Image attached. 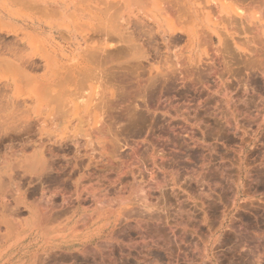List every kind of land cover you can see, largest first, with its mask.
Returning <instances> with one entry per match:
<instances>
[{
  "label": "rangeland",
  "instance_id": "1",
  "mask_svg": "<svg viewBox=\"0 0 264 264\" xmlns=\"http://www.w3.org/2000/svg\"><path fill=\"white\" fill-rule=\"evenodd\" d=\"M24 1L27 2L26 0H24ZM24 1L23 0H17V1L16 0H0V170L5 171V172H9V173L10 172H19V175H20L19 179L14 181L15 182L14 187L16 189L15 193H14L15 196H17L21 192L26 191L28 193V195L30 194L29 196L35 197L36 203H35L34 207H37V214H39V212L46 211V209L50 210L51 209L50 207H78V206L89 207V206H91V207H93V210L86 213V214H89V213H92V211L95 212L97 207L99 206V204H96V201H95V199H93V196L91 195V193L92 192H96L95 194L100 193L99 195H101V196H102V194L105 193L102 196L104 198L100 197V199L106 200V198H111V199H109V201L111 200L113 207H115V209H116V216L114 215L115 223L113 226L114 234H116L118 238L123 239V237L125 235L126 227H128V229H130V226H133L135 224V222L137 221V219H139L142 214L143 215L147 214L149 228L152 225H156V226L158 225V228H160V231H163V233L165 234V235H163V236H165V239H167V240L169 239V242H170L169 244H170V249H171L170 251L172 254H170V251H168L169 252V254H168V252H166L167 250L163 246L157 247L156 244H153V245H156V247L158 248V251H159V254H160L162 261H165L167 258L171 262L169 264H176L174 261H172V259H174L176 256L179 257V255H183V254L187 255V253H189L188 245L183 243V242L187 241L188 236L194 237V240H191V242H193L192 244L194 246V250L195 251L198 250L197 243H198V245H200V243L202 242V239H203L202 234L199 235V233L200 232L204 233V231L206 229L205 228L206 225L204 223H206L207 221L203 222L202 224L200 223L202 228H199L201 226L198 224L201 221L199 219H203V218H201V216L204 215V214H202V215H200V214L202 213V211H203V213L205 212L204 208H208L207 206H205L206 200L207 201L211 200L210 201V202H212L211 204L214 203L213 208L219 209L218 212L215 211L216 209L214 210L213 208H209L211 210H207L208 216L210 217V215H211V218H210L211 221H208L209 223L214 221L216 217L218 218L219 211L222 208H225L227 210V216L225 218V223L229 222V224H231V221H232L231 219L234 218V220H235L234 224L236 223L237 225H240V224L245 222V224L248 226L249 232H250L252 230V228L250 227V224H249L250 221L246 220V218L243 217V215L240 212H237L235 215L234 214L230 215L229 210L231 209V206H229V203L226 202V201L229 202V199H227L226 195L229 196L231 194L229 192L230 187H229V183H228L229 182L228 178H229V180H231L230 177H232V176L235 177V174L237 171L236 168L238 166V161H237L238 156L236 154V150H239L238 147L241 145L240 150L241 149L244 150V152H243V158L244 159L242 160V164H241L243 172H242L241 180H240L241 189H240V192L238 193L236 206H234V207H242L243 205L242 206L240 205V204H243L242 202H244V204L246 203L244 205L245 207H248V206L250 207V205L253 207H264V202L253 199L254 195L258 194L257 192H258L259 188L261 189L262 192L264 191V171L254 174V168L256 169V167L258 166V163L255 162V157H252V154L255 152L256 147L258 145L264 146V126H260L264 123V114H263L264 113V86L262 85L263 87L262 88L260 87L261 84H263V82H261V81L258 82L259 84L257 82L253 81L254 83H256L255 85L252 81L251 82H249L248 80L246 81L247 72H249L250 68L246 67L247 65H245L244 67L238 66L237 64H235L236 63V61H234L235 58L233 59L231 57V55H228L229 53L227 54V52L220 51V50L217 51L216 49H219V48H217L219 46L218 39L211 40L212 43L210 40H209L210 42L207 41V43H211L208 46H207L206 42H205L206 44L204 43L205 40H200V43H198L196 45V47H194L193 51H191V53H190V51L187 50L189 47L188 45L190 43V42H187L188 37L182 36L181 38L174 40L173 43L171 42L170 45L167 44L168 46H170V48L168 49V47L166 45V41L161 39L162 36L159 34V30L161 32V29L157 25L156 21H159L162 24V26L166 29H169V28L171 29V28H175V27L176 28L179 27L178 29H181V28H183L184 25H187V23H185L186 22L185 18H183L184 17L183 13L179 12L180 10L178 11V5L177 4L173 5L174 1L178 2L179 0H169L170 3L167 2V0H121V2H123V9L119 13H116V15L114 16V18L116 17V19H114L111 22L112 23L114 22V24H115V22L117 20H119V24L122 23L121 25L125 26L123 29H124L126 36L127 37L129 36L133 39L132 40L133 42L129 40L130 43L128 42L125 44H134V45L138 44L139 47L136 45V48L142 47L141 50L137 49V51H141V52H138L136 56H138L139 53L141 54L143 52V55H142L143 57L142 56L141 57L135 56V58L133 57L134 59H139L138 61H140V62L142 61L141 63H143V66H144L143 68H146L145 71L142 68V71L144 73L146 72L145 73L146 75L153 73V72H154V74H156L157 72H159V70L163 74L169 73L172 75V73H174V75L171 76L173 80L172 79L167 80V82L171 81L170 82L171 86H169L170 90H169V88H167L168 90L166 89V87L168 86L169 83H167L165 81V79L163 80L166 87L163 85V83H162V85L164 86V89L166 92L163 91L165 94L162 95V97L164 98V99L163 98L162 99L165 101H163L161 99L162 100V101L160 100L161 103L159 102L160 103V104L158 103L159 106L157 105V107H159V109L161 108V110H159L157 107H154L152 110H150L151 113H153V114L149 113V111H148L149 115H151V116L155 115V116H153V119H152L151 116H149V115L147 118V114H148V113H146L147 110L145 108H141L142 109L141 111L143 113L146 111L144 113V115L146 116V119L148 121L144 125H142L140 123L141 121L138 120L137 116L134 117L135 114H132L133 116H131L132 118L134 117L133 120L130 119L131 117L129 118V116L131 114L128 113L129 109H127V107L130 105V103H132V105H130L128 108L132 107V110H130V111L132 113H134L133 112L134 105H135L134 103H137L140 101V99H139V101H137L138 100L137 98H140V97H138V96L135 97V95L138 93L137 92L133 93L136 90L135 89L133 91L131 90L133 87L134 88L137 87L135 80L132 79V82L134 80L135 84L133 86V84L131 83L132 85L131 84L130 85L132 86V88L130 87V90H129L130 85L125 80H123L124 82H122L121 79L119 80V82L120 83L122 82L123 84L122 83L118 84L119 82L117 83V80L115 82L116 84H114L113 80L115 81V79H113V78L108 79V80H111V83H112L111 84V83H108L109 81L105 79V82L102 81L104 83L103 88H102V86H101L102 84L100 82L98 83L99 85L94 84L91 87V89H90L91 94L85 100L82 107L78 108V111H79L78 116H76V117H74V115L71 116V113L73 114V112H74V107L71 106V108H72V109H70L71 112H70L69 108H66L67 110H69V113H70L68 115V119H67V120H70L69 124H71V123H75V124H71V127H70V125H68V123L66 124V126H62V125L58 126L56 124V122L53 121L54 119L51 118L50 114H49V118L47 116V114L51 112L53 104L50 106V103H49L47 106L45 104V102L41 99L42 102H44V105H41V109H40L41 115L40 116L37 115L38 113H36V110L38 111L37 106L40 103V99H38L39 96L36 92V84L38 85L39 82L40 83L43 82L42 84H47V85L42 86V88L45 86L44 87L45 89L43 88L44 92L42 91V93H45V94L48 93V95H50V93L48 92L49 88H52L53 86H55L56 82L58 84V81H60L62 78L61 71L62 72L64 70L66 71V68H67L66 66L68 64H69L68 66H72V64L74 66V64H77V65H80L84 68L86 66L85 69H88L90 67L89 65L91 64L90 58L94 57V55H92L93 53L91 51L94 52V48L96 49L97 46H99V45L107 44L106 41L104 40L105 37H104L102 32L104 31L105 27H106V29L107 28L110 29L111 25H113L112 23L110 25V23H109L110 19L106 18L108 20H105V16L110 17L111 13H113V10L110 11L111 13H108L107 11H106L107 12L106 14H105V12H104V14L102 13L105 6L103 4H101L100 2L106 1V0H70V1L69 0H62V1L61 0H43V1L42 0H31V1L28 0V2H31V4L30 3L28 4V2L24 3ZM91 3H94V4L91 5ZM95 4H97V5L95 6ZM167 4L170 5L169 7L175 6L174 9L168 8ZM100 5H102V6H100ZM34 6H36V7H34ZM31 7H33V8H31ZM40 7H42V10L40 9ZM95 7H97V8H95ZM98 8H99V10H98ZM55 9H56V12H55ZM45 10H47V11H45ZM210 10H212V9H210ZM43 12H44V14H43ZM49 12L53 13V14L51 15ZM85 12L88 14H86ZM92 12H93V14H92ZM98 12L99 13L101 12V15ZM210 12H208L207 15L209 16V18L210 17L212 18L213 14L215 12L214 11H213L214 13L213 12L210 13ZM107 14H110V15L107 16ZM216 14H214V15L216 16ZM99 15L103 19L99 18ZM224 20L221 21V23H218L219 27L221 28V31L226 32V33H232V31H233V33L234 32L236 33L238 23L237 24L236 23L230 24V22H229V25H228V23H227L228 20H225V22H224ZM106 21L108 22V25H107ZM55 22H56V25H55ZM208 22L207 23L210 24V21H208ZM246 23H250V22L246 21ZM35 24H36V26H35ZM205 24L206 23L203 20L199 24L198 28L201 31L199 34V37L201 36V33L205 32V31L207 32V30H208L207 33H209V28H207L208 24H206V25ZM239 24H240L239 27L242 28L243 23L240 22ZM109 25H110V28H109ZM102 26H104V27H102ZM227 26H228V28L230 27L231 29L230 28L226 29ZM253 26L256 27V24ZM201 27H202V30H201ZM232 27H234V28L236 27V29H234ZM100 31H102V32H100ZM126 32H128V33H126ZM100 33H102V34H100ZM131 38H129V39H131ZM231 38L234 39L233 44L235 46L239 47L241 41L238 42L235 39L236 37H233V35L231 36ZM247 38H249V37H247ZM113 42H115V41H113ZM212 44H213V47L215 46L216 48H213ZM142 45H144V46H142ZM87 49H89V50H87ZM86 50L89 51L88 54H90V56L92 55L91 57L89 55H86L87 53L83 54L84 52H86ZM168 50L170 53L168 52ZM212 50H213V52L217 51L218 54L216 52H214V54H213ZM219 52L221 54H223V53L224 54L221 55V54H219ZM44 53H45V55H44ZM47 54H50V55H47ZM80 54L82 56L83 55L86 57L88 56L87 59H90L89 62L87 61V59L83 60L86 57L83 56L84 58L82 59L81 58L82 56ZM209 54H211L210 55L211 57H212V55H215L214 56L215 58L214 57L210 58ZM216 54L218 57H216ZM234 55H236V54H234ZM47 56L50 58V60ZM202 56H203L202 60L204 61L205 65H207V66H205L204 68L203 67L198 68L195 63L199 60V57L201 58ZM223 56H225L227 58H225ZM167 57H169V59ZM222 57H223V59L225 58V62L230 61L231 63L229 62V64H227V63L225 64L223 62ZM170 58L171 59L173 58V60H171ZM205 58H206V60H204ZM209 58L212 60H210ZM216 58H218L219 60L217 59L218 60L217 61ZM45 59H47V60H45ZM180 59H184L185 61H187V63H185V61H183L185 64L182 65V62ZM213 59H215V61ZM162 60H164V62H162ZM67 61H68V63H67ZM76 61H77V63H75ZM213 61H214L215 66H217V67L214 66L215 68L213 66H211V65H214L211 63ZM173 62L175 64H178V65H173L174 64ZM188 62H190V63H188ZM222 62L224 65H222ZM46 63H47V65H46ZM81 63H82V65H81ZM88 63H89V65H88ZM208 64H210V65H208ZM233 64H235V65L232 68ZM164 65H165V68H163ZM168 65L169 66L171 65L170 68ZM193 65L196 66L197 69L195 67H194L195 68L194 69L192 67ZM227 65H228V67L230 65V67H229V68H231L230 70H228L229 69L228 67H227L228 69L226 68ZM14 66H16L17 69H15ZM45 66H47V67H45ZM208 66L210 68L211 67L214 68L215 70L212 69L213 71H217V74H218L217 78L210 77V76H212V74H209V73H211L212 71H211V69L206 68ZM176 67H177L178 71L176 70ZM186 67H188V68H186ZM172 68H174V69H172ZM189 68H192L193 70L191 71ZM180 69H182V70L188 69L189 71L187 70L185 73H189V74L191 73L190 77H188L186 79V81H182L178 77V75H179L178 72L179 73H180V71L182 72V70H180ZM198 69H201V72H198ZM202 69H204L205 73L203 72ZM205 69H207L208 71H206ZM236 69H239V71H236ZM173 70L174 71L176 70L177 72H174ZM220 70L222 71L221 75H220V73H221ZM23 71H25V73L27 74L28 80L24 79L26 74L22 76V74H24ZM193 71H195L196 73L198 72V73L197 74L195 73V75H194ZM240 71H241V73H239ZM19 72H21L22 74ZM202 72L204 73V75L201 74ZM176 73H177V75H176ZM234 73H235V75H233ZM237 73H239V74H237ZM242 73H244V76L246 75L244 78H243V75H241ZM163 74H162V78H164ZM157 75H158V73H157ZM175 76H176V78L177 77L178 78L176 79ZM220 76H222V77H220ZM33 77L35 78V81H34ZM193 77H196V78H193ZM239 77L242 79H245L244 84L242 83L243 82L242 79L239 80L240 79ZM29 78L33 79L31 81L32 83L34 82L33 84L32 83H30L29 85L27 84V82H29V80H30ZM130 78H128V79H130ZM22 79H24V80H22ZM51 79H53V80H51ZM123 79H125V77ZM128 79L126 78V80H128ZM192 79L194 80V83L196 82L195 83L196 85L192 82L193 81ZM230 79H231V81H230ZM187 80H189L188 85H186ZM206 80L207 81L210 80L211 82L210 81L207 82ZM202 81H204V82H202ZM219 81H220V84H219ZM227 81L230 82L231 85ZM232 81L235 83L233 84ZM239 81H241V82H239ZM22 82H23V84L26 82L25 83L26 86H24L23 84L21 86ZM172 82H173V84H172ZM192 83L195 85L194 86L195 88L197 86L199 87L201 84H202V87L201 86H200V88L197 87L198 89L196 88L197 89V91H196L195 88L192 87L193 86ZM208 83H209V87L210 88L212 87L213 91H211L212 89H209V87L206 86V85H208ZM215 83H216V85L219 84L221 86L219 88H221V89L217 88L218 85L216 86ZM221 83H222V85H221ZM224 83H225L224 86H226L227 88L229 87L228 85H230V87L233 85L232 86L233 90L231 88H228V89H230L229 93L231 96L229 94H227L229 96H227V95L221 96L220 93L217 94V92H219L220 90H222L224 88V86H223ZM50 84H52L51 85L52 87L50 86ZM107 84H109V85L111 84L110 88ZM235 84H237V85H235ZM239 84L241 85V87ZM247 84L249 85V87ZM118 85H120L121 88ZM172 85L177 86V88L176 87L175 88L176 89L179 88V90H176L174 88V86H172ZM211 85H213L215 88ZM243 85H246L248 88L246 86H243ZM250 85L251 86L253 85V86L250 87ZM234 86H236V87H234ZM34 87H35V90H34ZM46 88H48L47 93H46V90H47ZM96 88H98V89H96ZM115 88L117 91L118 90L121 91L123 88L126 91V88H127V90L130 91L129 95H127L128 93L125 92L124 90L121 93L122 94L127 93L124 96L125 97L127 96L129 99H127V97L124 98V96L122 94H121V96H123V97L118 96V95H120L119 94L120 92L117 93ZM185 88H186V90H185ZM202 88H203V90L204 89L208 90V92L206 90H204L207 94L202 90ZM243 88L245 90L247 88V90H246L247 93ZM258 88H259V90H258ZM217 89H219V90H217ZM254 89L257 90V92L256 91L254 92ZM96 90H98L99 92L102 90L101 91V92H103L102 95L100 96L98 94L99 96L96 95V97H93L95 95ZM107 90L109 91L108 96H107V93H108ZM171 90L175 91V92H172ZM200 90H201V92H200ZM215 90H216V92H215ZM231 90H232V92H231ZM243 90L245 93L243 92ZM113 91L114 92L116 91V92L112 93ZM168 92L172 93V94H169ZM199 92L203 95H201ZM132 93H133V95H132ZM179 93H181V94H179ZM45 94H43V95L45 96ZM112 94H115V95L118 94L117 96L120 97V99L115 95H114V97H112L113 96ZM166 94L170 95L171 97H172V95L175 96L174 99L172 98L174 101L171 99V97H168L169 99L166 98L167 97ZM103 96H105V97H103ZM196 96L198 98H196ZM219 96H221V97H219ZM107 97H109V98H107ZM110 97H112L114 101L115 100L117 101V98H118V100H120V102L122 101L121 103H123V104H120L119 101H118V103L113 104L114 103L113 100H112L113 103L111 104ZM130 97H131V99L135 97L132 101L134 102L136 99L137 102L135 101L133 103L130 100ZM208 97H210V98H208ZM41 98H42V96H41ZM48 98H49V96H48ZM92 98L94 101H96V99H97L98 104H99V101L101 103V100L103 99L102 101L103 102L105 101L104 102L105 105H104V103H101L102 105L99 104L101 107L98 105L96 106L97 103L95 104V102H93ZM122 98L124 100L126 99L127 101L126 100L124 101ZM155 98L153 97V99H152L153 101L151 100V102L158 100V99L156 100ZM167 99L169 101L171 100L170 102L173 101L171 104H169L170 102L169 103L167 102L169 106L171 105L170 107L166 105L167 104L166 101H168ZM193 99H194V101H193ZM197 99H199V102H196V101H198ZM200 99H201V101H200ZM91 100H92V103L94 104V107L95 106H96V108L100 107L97 111L94 109L92 110V108H94V107H93V104L91 103ZM108 100H110V102ZM107 101H108V105L110 103L112 106L111 105L107 106V104H106ZM128 101H130V103ZM124 102H128L129 105H128V103H124ZM89 103L92 105L89 106ZM163 103H165V104H163ZM173 103H175V104H173ZM199 103L201 105H199ZM203 103H204V105H202ZM125 104H127V106ZM154 104H156V103H154ZM162 104H163L164 108H162V106H160ZM186 104L188 106H185ZM119 105H121L120 109L118 108ZM122 105H125V108L127 110H122V109H125L124 106H122ZM172 105H173V107H172ZM44 106L45 107L47 106V108H42ZM88 106L89 107L92 106V108L89 109V108H87ZM102 106H103V108H106V109H104V111L106 110L105 112L103 111ZM104 106L109 107V110H111V112L113 114L111 112H109L107 107H104ZM165 106H167L168 108H165ZM189 106L191 109L189 108ZM110 107H111V109H110ZM112 107H115V108L112 109ZM183 107L185 108L184 110H182ZM187 107H188V111L186 110ZM196 107H198V109ZM101 108H102L101 111H103V112L100 111ZM117 108H118V110H117ZM165 109H168V111H166ZM178 109H180L179 112L181 114L178 112ZM206 109H208V110H206ZM114 110H116V111H114ZM87 111H88V113L90 112L89 115H88ZM107 111L109 112V114H112L114 117H115L114 112L117 115L121 111L122 112L125 111V112H123L124 115L118 114V115H121L123 119L122 118L120 119L121 116H119V118H118V116H116L118 118V120L113 117L114 119H112V121L113 122L116 121V122H114L115 125L117 124V122H119L117 124L119 126H121L123 124L122 122H124L125 128H126V126H129L126 128V129H128L127 137L126 136H125L126 138L124 137L125 134H123V136L120 135L121 140H123V141H124V139L129 140V141L127 140V142L124 141L125 147L127 145L126 150L128 149L129 153L128 152L125 153V149L123 150V152L126 155L122 154V152H120L122 156L124 155L122 157L123 161H121V155H120L119 156L120 159H119V157H117L118 161H116L117 159L115 160V158H114L116 163L114 160H113L114 161L113 163H115V164H112L111 163L112 161L110 162V160H108L107 155L101 157V155L99 156V154H97V153L95 154V150H91L92 152L89 150V149H94L97 146H99L101 148L102 146L96 144V146L94 147V143H90L89 146L94 147V148H90V147H88V144H86L88 142L85 139H84V141H83V139L76 140L77 143L82 140V142H80L78 144H75L76 142H73V140H74L73 135H74V132L76 130L75 128L73 130V127H76L77 124H79V122H80V121H78L79 119L77 117L80 118L85 113L86 116L83 120V117H84V115H83V117H82L83 123H81V124L83 126H85L84 130L89 131L87 129L89 128L90 123H91L90 127H92V129H93L94 125H98V123H99L98 126L100 128L103 125L102 123L105 124L107 119L108 120L110 119L108 122H106V124L107 123L109 124V122L111 121V118H108L110 115L108 116ZM152 111H154V112H152ZM183 111H185V114L183 113ZM191 111H192V113H191ZM212 111H213V113H212ZM96 112H98V113L101 112V114L103 113L104 115L103 116L102 115L100 116L99 114L96 115ZM182 113H183L184 117H185V115L189 116V114L193 115V113H194V115H193L194 117L193 116L191 117V115H190V118L188 117L190 120H188L187 116H186L187 119L186 118L184 119ZM125 114H127V115H125ZM157 114L159 117L156 116ZM160 114H162V115H160ZM214 114H216V115H214ZM112 115L110 117H112ZM41 116L43 119L40 118ZM95 116L97 119L99 117H101L103 119L99 118L98 121H96ZM126 116L129 119L126 118ZM168 116H169V118L171 117L172 119L171 118L169 119ZM201 117H205V122H204V118H203V120H201L202 119ZM87 118L89 120L91 119L90 120L91 122H89V120L87 121L86 120ZM104 118L106 121L104 120ZM124 118L127 120L126 121L127 123L124 121L125 120ZM155 118L157 120L159 119L158 120L159 123L157 120H155ZM193 118H199V120H200L199 122H201V125L205 124L204 125L205 128H204V126L201 127V125L198 121H197L198 123L196 124V121L193 120ZM48 119L50 120V122H52L50 125H49ZM119 119L121 121L122 120L123 121L121 122ZM150 119H152L154 124L152 123V121H151V124L149 123ZM100 120L101 121L103 120V122L101 123L102 125L100 124ZM129 120H132V121L128 122ZM163 120H165V122ZM196 120H198V119H196ZM235 120H237V121H235ZM39 121H41V122H39ZM84 121L89 122V123L85 124ZM94 121H96L97 123H94ZM112 121L110 122L111 125L109 124L110 126L107 124L109 129H110V127H113V125H114V123ZM202 121H203V124H202ZM36 122H37V125H36ZM137 122H139L138 123L139 125L137 124ZM169 122L171 123V125ZM120 123H122V124L120 125ZM172 123H173V125H172ZM207 123L208 124L211 123V126L209 124L207 126H210V127H207L206 126ZM126 124H128V125H126ZM149 124L152 128L149 126ZM186 124H189V125H186ZM198 124H199V126H198ZM34 125H36V126H34ZM54 125H56V127ZM72 125H73V127H72ZM115 125H114V127H115ZM130 125H131V127H130ZM152 125L153 126L155 125L156 129L159 128L158 131L155 130V126L153 127ZM104 126H102L101 129ZM107 126L104 127L105 129L104 128L103 129L106 130ZM124 126L122 125V128H124ZM140 126L141 127L143 126V128H142L143 130L140 129L141 128ZM170 126H171V130H173V131H170L172 133L169 132ZM188 126L190 127L189 130L187 129ZM137 127H139V128H137ZM216 127H217V129H216ZM233 127L235 128V130H238V131L235 132ZM44 128L47 131L44 130ZM108 128H107V131H108ZM116 128L118 129L119 127L116 126L115 128H111L110 130L113 131V129L115 130ZM132 128H134L135 131ZM136 128L138 130H136ZM176 128L182 130L181 133L182 132L183 133L182 134L178 133V132H180V130L177 131ZM195 128H196V131L193 130ZM209 128H211V129H209ZM220 128L223 130H221ZM48 129L50 131H48ZM65 129H67V130H65ZM70 129H72V130H70ZM119 129H121V127ZM139 129L141 132L139 131ZM185 129H187V131ZM147 130L149 131L148 132L149 135L147 133ZM152 130H153V132L155 131V133L158 132L157 134L158 135L161 134L162 136H158L157 134L155 135V133L151 132ZM184 130L186 131V134H185L186 138L184 135V133H185ZM217 130L220 132H218ZM142 131H144V133H142ZM167 131L169 134L167 133ZM190 131H192L191 133H193V134H191ZM199 131L201 132V134ZM46 132H48L47 133L48 135L46 134ZM70 132H72V133H70ZM91 132H94V131H91ZM173 132H175V135L181 134V136H183V137H180V135H177V136H179L178 138H180L179 141H176V140H178V138L175 136V138H177L175 140L177 142V144H175L176 142L174 141L175 138H174ZM204 132L208 136L204 135L205 134ZM214 132H216L217 134H215ZM131 133H133V134H131ZM135 133L137 135L138 134L141 135L140 138H142V140L139 138V135L137 136ZM194 133H195V135H194ZM221 133H222V135H221ZM236 133H237V135H236ZM239 133H240V135H239ZM52 134H54L55 137ZM190 134L194 135V136H191ZM68 135L70 136V138L72 137L71 138L72 141L70 140ZM94 135L97 136V134H95V133H94ZM131 135H132V137H130ZM153 135H154V138L155 137L161 138V137L167 136L168 138H166V137L165 138L170 139V140L165 139L166 142L169 141L166 144L165 141H160V138L159 139L155 138L156 141L158 142V144L161 142L160 143L161 145L159 144L160 145L159 146L155 140H152V139H154ZM187 135L192 137L191 141H188V139L190 137ZM110 136L112 137V134ZM110 136L106 139L107 141L111 139ZM136 136L139 139H137ZM146 136L148 138H145ZM200 136L201 137L206 136L205 138H207V139L201 138ZM187 137H188V139H187ZM48 138H52V140L48 139ZM149 138H151V139L149 140ZM181 138L182 139L184 138V140H182ZM56 139L58 140L59 143L57 142ZM130 139H132L134 141L132 142ZM144 139H145V141H146V139L148 140L147 142L144 141V143H146V145L142 142ZM204 139H205V141H204ZM40 140H42V143L44 145L42 143H40L41 142ZM161 140H164V139L161 138ZM171 140L174 142H170ZM195 140L198 143L195 142ZM218 140H220V142ZM140 141L142 142V144H139ZM151 141H153L154 144L158 145L160 148L158 149V147L155 146L152 142V144L154 145L153 146L151 144ZM182 141H183V144H181ZM186 141L188 143L189 142L191 143L193 141L192 142L193 144H191L193 146V148L189 144L191 146V148H190L188 143H187L188 148L187 147L185 148ZM121 142H120V144H122V146H123L124 142H122V143ZM134 142H135V144L137 142V144H136L137 147L135 146ZM147 143H148V145H147ZM170 143H171V145H170ZM172 143H173V145H172ZM194 143L196 144V147H197V144H199V143H201L202 145L199 144L198 147L196 148L194 146ZM39 144L40 145L42 144V146H40ZM79 144H80V146H79ZM107 144H108V142H107ZM111 144L112 143H110V145ZM132 144L134 145V147L136 149L139 148L138 145L139 146L143 145V146H141V149H143V150L139 149L141 152L138 151V149L136 150ZM174 144H175V146H174ZM179 144L182 146H179ZM85 145H87V146H85ZM167 145L168 146L170 145L169 148L167 147L170 150H172L171 148H175V149H173L174 151L173 150L171 151L172 153H174V155L172 154V157L170 155L171 154L170 150H169L170 153H168V151H167L168 149L165 148ZM176 145H178V147ZM209 145H212L213 147L209 146ZM108 146H109V144H108ZM149 146H151V149ZM162 147L164 148V150L162 149ZM203 147H205V148H203ZM235 147H236V149H235ZM129 148H131V151H129L130 150ZM153 148H155L156 151L157 150L159 151L160 149L163 152L166 151L165 152L166 153V155H165L166 159L164 158V163L162 161L160 163L159 160L161 158L159 159L158 156L157 157L155 156L157 159H159L158 160L159 163H156L157 159L153 158L154 155L152 156V154L155 152V151L152 152ZM176 148H177V150L178 149L179 150L177 151ZM180 148L182 151L185 150L184 151L185 153L181 151V154H180V152H179ZM132 149H135V150H132ZM148 149H150V150H148ZM196 149H197V151H196ZM34 150L39 151V155L41 158V162H43V165H42L41 171H37L36 173H34V175H29L28 173L23 172L24 167H22L21 161L23 158L24 159L27 158V159L32 160ZM96 150H97L96 152H98V147ZM101 150H102V148H101ZM101 150H99L98 153H100ZM161 150H160V152H161ZM133 151H135V152H133ZM147 151L150 154L147 153ZM132 152H133V155H130ZM137 152L139 154L140 153H142V154L139 155ZM177 152H179V154L183 157V158L181 157L182 159H180V155H178ZM186 152H187V154H186ZM134 153L139 155V156H137L135 154L137 160L134 158V156H135ZM167 153H168V155H167ZM198 153H200L201 155ZM91 154H92V156H91ZM94 154L98 157L94 158L93 157ZM192 154H194L193 155L194 157L192 156ZM144 155L147 157H148V155H150V158L149 157L147 158ZM187 155L188 156L191 155L192 158H191V156L189 158H187L188 157ZM202 155H203V157H202ZM168 156L172 160L171 159L168 160L169 159ZM184 156H187V157H185V159H184ZM204 157H205V159H204ZM128 158L129 159L132 158V159L129 160ZM146 158L147 159L152 158V159L147 160ZM175 158L177 160H175ZM190 158L194 159V160L191 161ZM153 159H155V162ZM179 159L185 167L181 166L180 161H179V163H177ZM183 159L185 160V162L182 161ZM246 159H247V161H246ZM92 160H94V161H92ZM161 160H163V159H161ZM187 160L188 161L190 160L189 161L190 163H187L188 162ZM167 161H170V162L174 161L173 164L176 167L174 165L172 167L171 166L172 162H171V164H169V162H167ZM105 162H109V163H105ZM147 162H148V164H147ZM165 162H166V165H168V166L164 165ZM126 163H128V164L130 163L131 166H130V164L128 165ZM162 163H163V166H165V167H159L161 169L156 167L157 164H159L161 166ZM245 163H246V165H245ZM186 164L190 167H188ZM126 165H128L127 169L124 168V167H126ZM152 165L155 167H152ZM122 166H124V167H122ZM169 166H170V169H168ZM177 166H179L178 169H177ZM171 167L173 168V170H171L172 169ZM174 167L176 168L175 170H174ZM203 167H205V169ZM208 167H210V168H208ZM152 168L156 169V170H153ZM194 168L196 169L195 172H194ZM201 168L203 169V172L201 171ZM206 168H208V169H206ZM263 168H264V165H263ZM223 169L225 172L224 171L222 172ZM123 170H125V171H123ZM249 170H250V173H249ZM176 171H178V172L176 173ZM189 171L191 174L189 173ZM204 172L206 173V176L208 175V177H209V178L205 177L208 182L206 181V179H205V181H204V178L202 179V177L205 175ZM217 172H219V173H217ZM247 172L249 173V175H247V177H246ZM195 173H196V175H195ZM40 174H42V175H40ZM53 174H54V176H53ZM198 174H200V176ZM250 174L251 175L253 174L252 177H249V176H251ZM38 175H40V176H38ZM48 175L50 177H48ZM59 175L60 176L62 175L64 183L62 181V178L59 177ZM193 175H195L196 177ZM230 175H232V176H230ZM65 176L69 177V179ZM188 176L191 177V180H189L190 178ZM228 176H230V177H228ZM52 177H53V179H52ZM64 177L66 179H64ZM192 177H195L196 179L198 177L201 179L196 180V179H192ZM210 177L212 179H210ZM45 178L47 180L52 179V181L54 179H56V181L55 180L53 182L47 181ZM48 178H50V179H48ZM57 178H60L61 180H59ZM259 178H261V179H259ZM81 179H82V182H81ZM184 179L187 182H190L191 185L188 184ZM57 180L59 182L60 181L61 182L59 183ZM250 180H252V181H250ZM256 180H257V185H256V188H254L253 185H254V182ZM156 181L157 182L160 181L162 183V185H160L161 184L160 182L157 183ZM183 181L185 182V184H188L187 187H186V185H184ZM9 182L12 183L13 181H9ZM78 182L81 185L78 184ZM203 182H205L206 185ZM41 183H43V184H41ZM196 183L199 185H197ZM214 183L216 184V186L214 185ZM40 184L42 185V188H41ZM157 184L160 185L161 188L164 190H162L160 188V186H157ZM221 185H223V186H221ZM58 186H61V188ZM194 186H197V188H195ZM199 186L200 187L202 186V187L200 188ZM211 186H214L216 189L214 187L211 188ZM220 186L222 189L220 188ZM227 186H228L229 191L227 190ZM34 187H35V189L36 188L37 189L35 190ZM148 189L150 191H148ZM206 189L209 192H207ZM219 189H221V191ZM245 189H247V190H245ZM160 190L165 192V194L162 195L163 192H161ZM191 190H192V192H191ZM146 191L152 193V194L151 193L149 194L151 196H149L150 199H149V202L147 204L143 200V199H145V192ZM195 192L198 194V196ZM219 192H221V193H219ZM184 193H186V194H184ZM192 193H194V194H192ZM204 193H206V195ZM212 193L215 196L214 195L212 196ZM172 194L174 195V197ZM207 194L211 195L215 199L217 196L220 197L219 200H217L218 203H215L217 201L214 198L211 199L212 197L207 195ZM220 194L221 195L223 194V196L221 197ZM106 195H108V196H106ZM262 195H264V193H262ZM29 196H27V198ZM162 197H163V199H162ZM184 197H186L187 201ZM222 198H224V199H222ZM228 198H230V196ZM178 199L180 201H178ZM119 200L122 201V203L119 202ZM213 200H215V201H213ZM25 201H26V204H24V205H27V200H25ZM190 201H193V202H190ZM195 201H197V202L195 203ZM246 201L250 202L249 203L250 205L248 204V206H246L247 205ZM251 201L255 202V203H251ZM180 202L184 205H182ZM224 202H226L228 206ZM194 204H196V205H194ZM219 204L221 206H224V207L216 206ZM214 206H216V207H214ZM95 207H96V209H95ZM103 208H105V207H103ZM141 208L143 209L144 212H141ZM98 209H99V207H98ZM211 211L212 212L214 211V213H212ZM215 212L217 213V215ZM46 213H48V217L51 219V213L52 212L48 211ZM209 213H210V215H209ZM44 214L45 213L43 212V216H44ZM49 214H50V216H49ZM214 215H216V216H214ZM212 216L215 218H213ZM46 217L47 216H45V218ZM188 217L189 218L192 217V218L188 219ZM197 217H200V218H198L199 221L197 220ZM186 218L190 222V223H188L189 225H195L196 222H198L197 224L199 227L198 226L196 227V229L198 228V230H196L195 234H193L191 231H190V233H189V231L186 232L187 231L186 230L185 235L183 234L184 236H182V228L183 227H181L180 224H177V222L175 220H179V219L185 220ZM101 220H103V219H101ZM216 220L214 222L218 223ZM145 223L147 224V222H145ZM216 223L214 224L212 222L213 226H215ZM170 224H172V225H170ZM104 226H105V228H107L106 223H104ZM167 227H169V228H167ZM203 228H205V229H203ZM115 229L118 230V232H115L116 231ZM188 230H189V228H188ZM164 231H166V232H164ZM131 232H135V230H132ZM241 233H242V235L246 234L244 232H241ZM250 233H251V235H250ZM250 233H249V235L252 236V231ZM178 234L180 235V237ZM187 234H189V235H187ZM168 236H169V238H168ZM177 237H179V238H177ZM182 237L184 238V240L181 239ZM250 238L252 239L253 236ZM99 239H101V238L94 240L93 243L97 244L99 242L98 241ZM119 243H120V241H119ZM122 244H124V242ZM101 245H102L101 250L102 251L104 250V255L107 254V247L105 246V244H101ZM153 245L148 246L150 256L152 253H154L157 250V248L154 247ZM119 246L120 245H118V247ZM110 248H111L113 261H114V259L117 260V261H115V264H127V261H125V256L123 255L124 250L121 251L122 257H119L120 253H117L118 257L115 258L113 255V252H112V245L110 246ZM39 254H40V252H38V255ZM45 254H48L50 257H48ZM45 254L44 255L47 256V258H48V260L45 261L46 264L49 262H51L49 264H54V262H55V264H70L73 261V260H69V259H67V260L62 259L63 261L61 259H55V258L51 257L53 255H52V253L50 254L49 252H47ZM105 257H107V255H105ZM51 258H52V260L55 259L57 262L54 260L52 261ZM98 258H99V256L96 257V259L91 258V257H89V259H88V257H85V259H83L81 256H79V259H77L76 262L74 260L72 264H88V263L89 264H112L111 262L107 261L108 259H106V258H103L104 260H101V256H100V259H98ZM241 260H246V258H242ZM163 263H165V262L160 261L156 264H163Z\"/></svg>",
  "mask_w": 264,
  "mask_h": 264
},
{
  "label": "bare ground",
  "instance_id": "2",
  "mask_svg": "<svg viewBox=\"0 0 264 264\" xmlns=\"http://www.w3.org/2000/svg\"><path fill=\"white\" fill-rule=\"evenodd\" d=\"M17 1V0H16ZM24 1V0H23ZM27 2H28V0H26ZM31 1V0H30ZM43 1V0H42ZM62 1V0H61ZM70 1V0H69ZM184 1V0H183ZM182 0H179L178 2L177 1H174V3H173V5H178V11L179 12H182L183 13V15H184V17L183 18H185V23H187V25H184L183 26V28H181V29H178V28H169V29H166V28H164L163 26H162V24L159 22V21H156V23H157V25L160 27V29H161V32H160V30H159V34L162 36V38L161 39H163L164 41H166V45L168 44V45H170V43L172 42H174V40H177V39H179V38H181L182 36H184V35H186L187 37H188V41L187 42H190V46L188 47V49L187 50H189L190 51V53H191V51H193V49H194V47H196V45L198 44V43H200V40H205L204 41V43L206 42L207 43V41H211V40H216V39H218V42H219V46L217 47V48H219V49H216L217 51L218 50H220V51H225V52H227L226 50L228 49L229 50V48H231L232 46L231 45H233V38H231V36H232V34L231 33H226V32H222L221 31V28L219 27V25H218V23H221V21H223L224 19L225 20H228L227 21V23H228V25H229V22H230V24L231 23H238V27H239V23L241 22V19L243 18V17H248L249 19H251L250 21H249V19H247V18H245V20L247 19L250 23H248V27L247 28H251V30H255V29H257V31H258V28L260 29V28H262V27H264V0H262V2H260V1H258V3H260V6H256V7H258V8H256L257 10H256V15H257V17H259L260 18V20L258 19V20H256L257 18H256V16L254 15V14H252V12L250 13V15H249V13H248V15L249 16H245V14L247 15V12H250L249 10H248V8L249 7H251L252 8V6L250 5L249 7H247V9H246V7H241V6H237V5H234V0H229L232 4H227L226 2H225V0H198L199 2H190V4H188V3H184ZM197 1V0H196ZM227 1V0H226ZM243 1V0H242ZM251 3L253 2V0L251 1V0H249ZM27 2H25L24 1V3H27ZM64 2V1H63ZM75 2V1H74ZM167 2H169V0H167ZM235 2H237V0H235ZM238 2L240 3V1L238 0ZM244 2H245V0H244ZM247 2V1H246ZM249 2V3H250ZM255 2H256V0L254 1V4H255ZM31 4V2H28V4ZM55 3V2H54ZM81 3V2H80ZM101 4H103L105 7H104V9H103V14H104V12H105V14L108 12V13H111L110 11L111 10H113V13H111V15L110 14H107V16L108 15H110V17H106L105 16V20H108V19H110L109 21V23H110V25H111V21H113L114 19H116V17L114 18V16L116 15V13H119L122 9H123V2H121V0H106V1H102V2H100ZM170 3V2H169ZM250 3V4H251ZM22 4V3H21ZM27 4V5H28ZM41 4V3H40ZM78 4V3H77ZM87 4V3H86ZM92 4H94V3H91V5ZM237 4V3H236ZM24 5V4H23ZM97 4H95V6H96ZM168 5V8H170V9H174V7L175 6H171V7H169L170 5L169 4H167ZM242 5V4H241ZM249 5V4H248ZM25 6V5H24ZM29 6V5H28ZM51 6V5H50ZM63 6V5H62ZM67 6V5H66ZM74 6V5H73ZM76 6V5H75ZM88 6V5H87ZM100 6H102V5H100ZM233 6V7H232ZM243 6H244V4H243ZM30 7V6H29ZM28 7V8H29ZM34 7H36V6H34ZM65 7V6H64ZM253 7H254V5H253ZM31 8H33V7H31ZM54 8V7H53ZM70 8V7H69ZM85 8V7H84ZM93 8V7H92ZM95 8H97V7H95ZM212 9V10H210V9ZM40 9L42 10V7H40ZM86 9V8H85ZM208 9V10H207ZM73 10V9H72ZM98 10H99V8H98ZM45 11H47V10H45ZM50 11V10H49ZM94 11V10H93ZM101 11V10H100ZM107 11V12H106ZM175 11V10H174ZM204 11H207V13H205L204 14ZM213 12L214 14H216V16L213 14V17L211 18H209V16L207 15L208 14V12ZM53 12V11H52ZM55 12H56V9H55ZM78 12V11H77ZM210 12V13H211ZM42 13V12H41ZM50 13V12H49ZM86 13V12H85ZM97 13V12H96ZM99 13V12H98ZM174 13V12H173ZM181 13V14H182ZM43 14H44V12H43ZM51 15L53 14V13H50ZM55 14V13H54ZM59 14V13H58ZM81 14V13H80ZM86 14H88V13H86ZM91 14V13H90ZM92 14H93V12H92ZM100 15H101V12L99 13ZM99 15V18H101V16ZM177 15V14H176ZM83 16V15H82ZM215 16V17H214ZM226 16H228V17H226ZM106 18H108V19H106ZM255 18V19H254ZM101 19H103V18H101ZM118 19V18H117ZM49 20V19H48ZM181 20V19H180ZM205 21V23L206 24H208L209 22L208 21H210V24H208V26H207V28H209V33H207L208 32V30H207V34L205 33V32H203V33H201V36L199 37V34H200V29L198 28L199 27V24L201 23V21ZM225 20H224V22H225ZM242 20H244V19H242ZM55 21V20H54ZM220 21V22H219ZM107 22V21H106ZM117 22V23H116ZM115 22V24H114V22L112 23L113 25H111V28H110V25H109V28L110 29H106V27L104 28V31L102 32V31H100V32H102L103 33V35H104V37H105V41H106V43L107 44H102V45H99V46H97V48L95 49L94 48V52L93 51H91L90 53L92 54V55H94V57H92V58H90L91 56H90V54H88V52L89 51H87V50H89V49H87L86 50V52H84L83 54H85V53H87L86 55H89L90 57V59H91V64L89 65V63H88V65L90 66L88 69H85L86 68V66H85V68L84 67H82V66H80V65H77V64H74V66H73V64H72V66H66L67 68H66V71L64 70L63 72L61 71V76H62V78H61V80L60 81H58V84H57V82H56V85L55 86H51L52 84H50V86L52 87V88H49V91H48V88H46L47 90H46V93H47V91L50 93V95H48V93L47 94H45V93H42V91H43V88L45 87H43L42 88V86L43 85H47V84H42V83H40L39 82V84L37 85L36 84V92H37V94H38V96H39V98L38 99H40V103H39V105L37 106V109H38V111L36 110V113H38L37 115L38 116H40L41 115V113H40V109H41V105H44V102H45V104L48 106V104L50 103V106L52 105V109H51V112L50 113H48L47 114V116H48V118H49V114H50V116H51V118H53L52 120L53 121H55L56 122V124L58 125V126H60V125H62V126H66V124L68 123V125H70V127H71V124H75V123H71V124H69V122H70V120H67L68 119V115L70 114L69 113V110L70 109H72L71 108V106L72 107H74V112H73V114L71 113V116H73L74 115V117H76V116H78L79 114V111H78V108H81L82 107V105L84 104V102H85V100L89 97V95L91 94V91H90V89H91V87L94 85V84H97V85H99L98 83L100 82L102 85V88H103V86H104V83L102 82V81H104L105 82V79L106 80H108V79H115V81L113 80V82H114V84H116L115 82H116V80H117V83L119 82V80L121 79L122 80V82H124L123 80H125L127 83H129V85L132 83L133 84V86H134V84H135V82H136V88H132V84L129 86V90H130V87L132 88L131 90L133 91L134 89L136 90V91H134L133 93H138V94H136L135 95V97L136 96H138V97H140V98H137L138 100L137 101H139V99H140V101L139 102H137L136 101V99H135V101L137 102V103H134L132 100L135 98H132L131 99V97H130V100L135 104L134 105V109H133V112L134 113H132L130 110H132V107L131 108H128L130 105H132V103H130V101H128L129 103H130V105H129V103L128 102H124V103H128V107H127V109H129L128 110V113H130L128 116H129V118L131 117V116H133L132 114H135V116L134 117H138V120H140L141 122V124L142 125H144L145 123H147L148 121H147V119H146V116L144 115V113L146 112H142L141 110V108H145L146 110H147V112L146 113H148V111H149V113H151V111L150 110H152L154 107H157V105L159 106V104L161 103L160 102V100L163 98L162 97V95H164L165 93L164 92H166L165 91V89H164V86H165V84H164V82H163V80L165 79V81L167 82V80H169V79H172V75H174V73H172V75L171 74H169V73H166V74H163L162 72H160V70H159V72H157L158 73V75H157V73L156 74H154V72L153 73H150V74H148V75H146L143 71H142V68L144 67L143 66V63H141L140 61H138L139 59H134L135 58V56L137 55V53L138 52H141V51H137V49L139 50H141V48H136V45L138 46V44H136V45H134V44H125V43H130V41H132L133 39L131 38V37H129V38H131V39H129L127 36H126V34H125V32H124V27L125 26H122L121 24H119V20H117ZM208 22V23H207ZM242 22H245V21H242ZM259 22V23H258ZM33 23V22H32ZM51 23V22H50ZM54 23V22H53ZM183 23V22H182ZM184 23V24H185ZM226 23V24H227ZM124 24V23H123ZM204 24V23H203ZM205 24V25H206ZM245 24V26H246V23H244ZM255 25V24H260V26L258 25V28H254L255 26H253V25ZM55 25H56V22H55ZM107 25H108V22H107ZM223 25V24H222ZM34 26V25H33ZM35 26H36V24H35ZM105 26V25H104ZM104 26H102V27H104ZM121 26V27H120ZM231 26V25H230ZM48 27V26H47ZM237 27V28H238ZM224 28V27H223ZM228 28V26L226 27V29ZM230 28V27H229ZM228 28V29H229ZM232 28H234V27H232ZM239 28H241V27H239ZM246 27H245V29H247ZM231 29V28H230ZM234 29H236V27L234 28ZM101 30V29H100ZM201 30H202V27H201ZM248 30V29H247ZM224 31V30H223ZM229 31V30H228ZM236 31H237V29H236ZM241 31H242V29H241ZM250 31V30H249ZM28 32V31H27ZM238 32V31H237ZM252 32V31H251ZM251 32H248V33H251ZM253 32H256V30L255 31H253ZM259 32V31H258ZM257 32V33H258ZM102 33H100V34H102ZM126 33H128V32H126ZM239 33H240V30H239ZM257 33H254V34H257ZM29 34V33H28ZM231 34V35H230ZM238 34V33H237ZM31 35V34H30ZM64 36V35H63ZM256 36V37H255ZM253 38L255 39V42H257L258 44L263 40V38L262 37H260V35H259V33H258V36L259 37H257V35H255ZM103 37V36H102ZM236 37V36H235ZM139 38V37H138ZM237 38V40H238V42H240V37L238 38V37H236ZM235 38V39H236ZM251 37H249V39H250ZM259 39V41H258V39ZM130 40V41H129ZM242 40V39H241ZM257 40V41H256ZM113 41H115V42H113ZM209 41V42H210ZM244 41V40H243ZM133 42V41H132ZM202 42V41H201ZM263 42V41H262ZM105 43V42H104ZM155 43V42H154ZM205 43V44H206ZM211 43H212V41H211ZM211 43H207V46L209 45V44H211ZM237 43V42H236ZM257 43H255V44H257ZM264 43V42H263ZM263 43L261 44H259V45H263ZM241 44V43H240ZM245 44V43H244ZM152 45V44H151ZM167 45V47H168V49L170 48V46H168ZM203 45V44H202ZM142 46H144V45H142ZM172 46V45H171ZM211 46V45H210ZM231 46V47H230ZM243 46V45H242ZM246 46V45H245ZM139 47V46H138ZM212 47H213V44H212ZM247 47V46H246ZM251 47V48H250ZM264 47V46H263ZM177 48V47H176ZM213 48H216L215 46L213 47ZM233 48V47H232ZM249 48V51H251V49H252V46H249L248 47ZM255 48V47H254ZM253 48V49H254ZM258 48V47H257ZM260 48V47H259ZM166 49V48H165ZM208 49V48H207ZM252 49V50H253ZM157 50V49H156ZM183 50V49H182ZM214 50V49H213ZM213 50H212V52H213ZM260 50H261V48H260ZM155 51V50H154ZM158 51V50H157ZM177 51V50H176ZM217 51H214V52H216L217 53ZM230 51V50H229ZM244 51V50H243ZM257 50H255V51H253L254 53L256 52ZM262 51V50H261ZM261 51H259V52H257V53H260ZM145 52V51H144ZM168 52H169V50H168ZM209 52V51H208ZM214 52H213V54H214ZM252 52V53H253ZM48 53V52H47ZM170 53V52H169ZM232 53V52H231ZM230 53V54H231ZM238 53V52H237ZM246 53L247 52H245V55H246ZM262 53H263V51H262ZM262 53L261 54H255L256 56H257V61H260V62H262L264 59L262 58H258V57H263V55H262ZM140 54V53H139ZM138 54V56H136V57H141L142 55H143V52L139 55ZM156 54V53H155ZM154 54V55H155ZM173 54V53H172ZM218 54V53H217ZM217 54H216V57H218L217 56ZM219 54H221L220 52H219ZM224 54V53H223ZM223 54H221V55H223ZM227 54H228V52H227ZM233 54H235V51H234V53ZM233 54H231L232 56H234ZM44 55H45V53H44ZM47 55H50V54H47ZM81 55V54H80ZM169 55V54H168ZM211 54H209V57L210 58H213L215 55H212V57L210 56ZM226 55V54H225ZM229 55V54H228ZM248 55V54H247ZM255 55H252V58L255 56ZM82 56V55H81ZM84 56V55H83ZM81 57L82 59L84 58V57H86V56H84V57ZM174 56V55H173ZM176 56V55H175ZM238 56V55H237ZM245 57L244 55H241V57ZM249 56V55H248ZM48 57V56H47ZM69 57V56H68ZM88 57V56H87ZM87 57L86 58H84L83 60H86L87 59ZM134 57V58H133ZM143 57V56H142ZM147 57V56H146ZM162 57V56H161ZM172 57V56H171ZM190 57V56H189ZM205 57V56H204ZM223 57H225V56H223ZM223 57H222V59H223ZM235 57H236V55H235ZM49 58V57H48ZM168 59H169V57H167ZM177 58V57H176ZM202 58H203V56L200 58L199 57V60L195 63L196 65H197V67L198 68H204L205 66H207V65H205V63H204V61L202 60ZM209 58V59H210ZM215 58V57H214ZM220 58V57H219ZM225 58H227V57H225ZM225 58L223 59V62L226 64H229V62L230 61H227V62H225ZM233 59H234V57H232ZM231 58V59H232ZM238 58V57H237ZM237 58L234 60V61H236L237 60ZM250 58V57H249ZM252 58H250V59H252ZM81 59V60H82ZM90 59H87V61L89 62V60ZM93 59V60H92ZM167 59V60H168ZM171 59V58H170ZM218 58H216V60H217ZM221 59V60H222ZM239 59V58H238ZM258 59H260V60H258ZM45 60H47V59H45ZM49 60H50V58H49ZM171 60H173V58L171 59ZM170 60V61H171ZM181 60V62H182V65H184L185 63H187V61H185L184 59H180ZM197 60V59H196ZM204 60H206V58L204 59ZM210 60H212V59H210ZM214 61H215V59H213ZM219 60V59H218ZM217 60V61H218ZM241 60V59H240ZM239 60V61H240ZM244 60V59H243ZM245 60H247V59H245ZM249 60V59H248ZM247 60V61H248ZM252 60H255L256 61V59L254 58V59H252ZM183 61H185V63L183 62ZM214 61L213 62H211L212 64H214ZM216 61V62H217ZM233 61V62H234ZM238 61V60H237ZM236 61V63L235 64H237L238 62ZM250 61V60H249ZM248 61V62H249ZM255 61H254V63L253 64H250V63H252L253 61H251L249 64H248V62H247V64H248V66H246V67H249L250 68V70H249V72H247V76H246V81L248 80L249 82H259V81H261V82H263V84H261V88L264 86V61H263V64H260L259 62H257V65L255 64ZM33 62V61H32ZM46 62V61H45ZM48 62V61H47ZM162 62H164V60H162ZM203 62V63H202ZM223 62H222V65H224L223 64ZM241 62V61H240ZM244 62V61H243ZM242 62V63H243ZM67 63H68V61H67ZM75 63H77V61L75 62ZM79 63V62H78ZM83 63V62H82ZM82 63H81V65H82ZM85 63V62H84ZM174 63V62H173ZM188 63H190V62H188ZM210 63V64H211ZM231 63V62H230ZM14 64V63H13ZM49 64V63H48ZM147 64V63H146ZM210 64H208V65H210ZM235 64H233V66H232V68L234 67V65ZM15 65V64H14ZM46 65H47V63H46ZM145 65V64H144ZM166 65V64H165ZM165 65H164V67L163 68H165ZM173 65H178V64H173ZM240 65V64H239ZM246 65V63L245 64H243L242 66L244 67ZM252 65H254V66H252ZM256 65V66H255ZM57 66V65H56ZM169 66V65H168ZM171 66V65H170ZM170 66H169V68H170ZM211 66H215V64L214 65H211ZM45 67H47V66H45ZM51 67V66H50ZM53 67V66H52ZM60 67V66H59ZM193 68L195 67L196 69H197V67L196 66H192ZM215 67H217V66H215ZM214 67V68H215ZM221 67V66H220ZM228 67V65L226 66V68ZM229 67H230V65H229ZM228 67V68H229ZM241 67V66H240ZM14 68L15 69H17L16 68V66H14ZM49 68V67H48ZM64 68V67H63ZM175 68V67H174ZM174 68H172V69H174ZM186 68H188V67H186ZM194 68V69H195ZM206 68H208V69H211V73H209V74H212V76H210V77H214V78H217V71H213V70H215L214 68H210L209 66L208 67H206ZM227 68V69H228ZM239 68V67H238ZM55 69V68H54ZM144 69V71H145V69L146 68H143ZM179 69V68H178ZM191 71L193 70L192 68H189ZM213 69V70H212ZM231 68H229L228 70H230ZM240 69V68H239ZM239 69H236V71H239ZM13 70V69H12ZM56 70V69H55ZM63 70V69H62ZM153 70V69H152ZM166 70V69H165ZM176 70H177V67H176ZM174 71V72H177V71ZM180 70H182V69H180ZM188 69H185V70H182V72L180 71V73L178 72V77L180 78V80H182V81H186V79L188 78V77H190V74L189 73H185L186 71H187ZM200 70V71H199ZM203 70V72H204V69H202ZM206 71H208L207 69H205ZM233 70V69H232ZM11 71V70H10ZM14 71V70H13ZM49 71V70H48ZM155 71V70H154ZM189 71V70H188ZM197 71V70H196ZM221 71V70H220ZM235 71V70H234ZM233 71V72H234ZM56 72V71H55ZM54 72V73H55ZM167 72V71H166ZM171 72V71H170ZM198 72H201V69H198ZM197 72V73H198ZM201 73L202 75H204V73ZM244 72V71H243ZM17 73V72H16ZM19 73H21V72H19ZM23 73L24 74H22V76L23 75H25L26 73H25V71H23ZM52 73V72H51ZM53 73V74H54ZM165 73V72H164ZM184 73V74H183ZM193 73H194V75H195V71H193ZM196 73V74H197ZM207 73V74H208ZM236 73V72H235ZM235 73L233 74V75H235ZM239 73H241V71L239 72ZM239 73H237V74H239ZM245 73V72H244ZM244 73H242L241 75H243V78L245 77L244 76ZM52 74V75H53ZM59 74V73H58ZM161 76H160V75ZM162 74H163V77L164 78H162ZM222 74V71H221V73H220V75ZM236 74V75H237ZM258 74V75H257ZM50 75V74H49ZM176 75H177V73H176ZM199 75V74H198ZM30 76V75H29ZM60 76V77H61ZM209 76V75H208ZM240 76V75H239ZM44 77V76H43ZM125 77V79H123V78ZM131 77V78H130ZM177 77V78H178ZM206 77V76H205ZM219 77V76H218ZM220 77H222V76H220ZM225 77V76H224ZM236 77V76H235ZM238 77V76H237ZM126 78L128 79V78H130V79H128V80H126ZM175 78H176V76H175ZM174 78V79H175ZM176 78V79H177ZM193 78H196V77H193ZM202 78V77H201ZM231 78V77H230ZM240 78V77H239ZM24 79L26 80H28V77H27V74L25 75V77H24ZM24 79H22V80H24ZM30 80H29V82H27V84L29 85L30 83H32L31 81L34 79V81H35V78L33 77V79L32 78H29ZM132 79H134L135 80V82H134V80H133V82H132ZM198 79V78H197ZM200 79V78H199ZM212 79V78H211ZM242 78H240L239 80H241ZM21 80V81H22ZM50 80V79H49ZM51 80H53V79H51ZM58 80V79H57ZM173 80V79H172ZM179 80V79H178ZM193 80V79H192ZM191 80V81H192ZM201 80V79H200ZM216 80V79H215ZM243 80V84H244V80L245 79H242ZM109 81V82H108ZM107 82L108 83H111V80H108ZM131 81V82H130ZM189 80H187V83H186V85H188V82ZM207 81V80H206ZM208 81H210V80H208ZM207 81V82H208ZM226 81V80H225ZM230 81H231V79H230ZM238 81V80H237ZM245 81V82H246ZM25 82V83H26ZM106 82V83H107ZM121 82V83H122ZM170 82L171 81H168L167 83H169L168 84V86L166 87V89L167 88H169V86H171L170 85ZM193 83H194V80L192 81ZM198 82V81H197ZM202 82H204V81H202ZM211 82V81H210ZM209 82V83H210ZM217 82V81H216ZM224 82V81H223ZM228 82V81H227ZM233 82V81H232ZM231 82V83H232ZM239 82H241V81H239ZM253 82V83H254ZM25 83L23 84V82L21 83V86H22V84L24 85V86H26L25 85ZM34 83V82H33ZM32 83V84H33ZM38 83V82H37ZM45 83V82H44ZM54 83V82H53ZM120 82L118 83V84H121ZM162 83H163V85H162ZM192 83V84H193ZM196 83V82H195ZM194 83V84H195ZM199 83V82H198ZM197 83V84H198ZM209 83H208V85H206V86H208L209 87ZM218 83V82H217ZM229 84H230V82H228ZM227 83V84H228ZM235 82H233V84H234ZM241 83V84H242ZM112 84V83H111ZM111 84L109 85V84H107L108 86H109V88H110V86H111ZM123 84V83H122ZM172 84H173V82H172ZM177 84V83H176ZM191 84V83H190ZM193 84V86L192 87H194L195 85ZM219 84H220V81H219ZM219 84H217L216 85V83H215V85L217 86V88H219V87H221ZM226 84V85H227ZM250 84V83H249ZM256 83H254V85H255ZM259 84V83H258ZM221 85H222V83H221ZM225 85V83L223 84V86ZM231 85V84H230ZM230 85H228L229 87L228 88H231L232 89V86L230 87ZM235 85H237V84H235ZM240 85V84H239ZM248 85V84H247ZM263 85V86H262ZM49 86V85H48ZM96 86V85H95ZM117 86V85H116ZM119 87H120V85H118ZM172 86H174V85H172ZM201 87H202V84L200 85ZM200 86L198 87V88H200ZM211 86H213V85H211ZM243 86H246V85H243ZM242 86V87H243ZM253 86V85H252ZM251 85H250V87H252ZM259 86V85H258ZM98 87V86H97ZM113 87V86H112ZM111 87V88H112ZM124 87V86H123ZM177 88V86H174V88ZM196 87V88H197ZM214 87V86H213ZM234 87H236V86H234ZM240 87H241V85H240ZM247 87V86H246ZM248 87H249V85H248ZM247 87V88H248ZM42 88V89H41ZM101 88V89H102ZM108 88V87H107ZM106 88V89H107ZM108 88V89H109ZM118 88V87H117ZM121 88V87H120ZM125 88V87H124ZM124 88L121 90V91H117L116 90V88H115V90L117 91V93L118 92H120L119 94L120 95H118V96H121V92H123V90H124ZM175 88V89H176ZM195 88V87H194ZM195 88V90L197 91V89ZM204 88V87H203ZM203 88H202V90H203ZM215 88V87H214ZM223 88V87H222ZM226 86H224V88L222 89V90H220L219 92H217V94L218 93H220V95L222 96V95H227V94H229L230 95V89H228ZM247 88H246V90H247ZM45 89V88H44ZM96 89H98V88H96ZM100 89V88H99ZM113 89V88H112ZM119 89V88H118ZM174 89V90H175ZM209 89H212V87L210 88L209 87ZM219 89H221V88H219ZM219 89H217V90H219ZM244 89V88H243ZM251 89V88H250ZM17 90V89H16ZM34 90H35V87H34ZM129 90H127V88H126V91L125 92H127L126 94L127 95H129ZM168 90V89H167ZM169 90H170V88H169ZM173 90V89H172ZM171 90V91H172ZM176 90H179V88L178 89H176ZM184 90V89H183ZM185 90H186V88H185ZM192 90V89H191ZM204 90H206V89H204ZM203 90V91H204ZM229 90V91H228ZM233 90V89H232ZM232 90H231V92H232ZM245 90V89H244ZM244 90H243V92H244ZM245 90V91H246ZM249 90V89H248ZM252 90V89H251ZM258 90H259V88H258ZM20 91V90H19ZM94 91V90H93ZM97 91V92H96ZM95 91V95L93 96V97H96V95H102V93L103 92H99L98 90H96ZM108 91V90H107ZM115 91V92H116ZM139 91V92H138ZM164 91V92H163ZM182 91V90H181ZM188 91V90H187ZM207 92H208V90H206ZM211 91H213V89L211 90ZM253 91V90H252ZM257 92V90H255L254 89V92ZM44 92V91H43ZM114 91L112 92V93H115ZM170 92V91H169ZM168 92V93H169ZM172 92H175V91H172ZM180 92V91H179ZM200 92H201V90H200ZM199 92V93H200ZM205 92V91H204ZM215 92H216V90H215ZM133 93H132V95H133ZM182 93V92H181ZM181 93H179V94H181ZM206 93V92H205ZM245 93V92H244ZM246 93H247V91H246ZM33 94V93H32ZM43 94H45V96L43 95ZM108 94H109V91H108V93H107V96H108ZM126 94H122L123 96L124 95H126ZM131 94V93H130ZM169 94H172V93H169ZM174 94V93H173ZM201 94V93H200ZM199 94V95H200ZM207 94V93H206ZM214 94V93H213ZM212 94V95H213ZM42 96V98H41V96ZM98 95V96H99ZM104 95V94H103ZM113 96L112 97H114V95L115 94H112ZM117 95H115V96H117ZM167 95V94H166ZM183 95V94H182ZM181 95V96H182ZM187 95V94H186ZM189 95V94H188ZM198 95V96H199ZM201 95H203V94H201ZM229 95H227V96H229ZM48 96H49V98H48ZM117 96V97H118ZM123 96H121V97H123ZM177 96V95H176ZM185 96V95H184ZM190 96V95H189ZM208 96V95H207ZM218 96V95H217ZM221 96H219V97H221ZM231 96V95H230ZM103 97H105V96H103ZM112 97H110V100H111V104L113 103V98ZM127 97V96H126ZM125 96H124V98H126ZM153 97L157 100V101H154V102H151V100L153 99ZM165 97V96H164ZM168 97H171L170 95H167V97L166 98H168ZM174 97L175 96H173L172 95V97H171V99L173 98L174 99ZM187 97V96H186ZM98 98V97H97ZM102 98V97H101ZM107 98H109V97H107ZM106 98V99H107ZM112 98V99H111ZM116 98V97H115ZM114 98V99H115ZM119 99H120V97H118ZM118 98H117V101L115 102L114 101V103L113 104H115V103H118V101H119V103L120 104H123V103H121L120 102V100H118ZM190 98V97H189ZM196 98H198L197 96H196ZM208 98H210V97H208ZM44 101V102H42V100ZM123 99V98H122ZM127 99H129L128 97H127ZM164 99V98H163ZM162 99V100H163ZM169 99V98H168ZM167 99V100H168ZM172 99V100H173ZM203 99V98H202ZM206 99V98H205ZM92 100H93V98H92ZM92 100H91V103H92ZM103 100V99H102ZM101 100V103H104L103 101ZM110 100H108L109 102H110ZM113 100V101H112ZM124 100V99H123ZM126 100V99H125ZM124 100V101H125ZM161 100V101H162ZM180 100V99H179ZM198 101H196V102H199V99H197ZM209 100V99H208ZM51 101V102H50ZM108 101H107V106H110L111 104L109 103V105H108ZM127 101V100H126ZM153 101V100H152ZM163 101H165V100H163ZM171 101V100H170ZM169 100L168 101H166V103L168 102H170ZM174 101V100H173ZM172 101V102H173ZM193 101H194V99H193ZM200 101H201V99H200ZM93 102H95V104H96V106L98 105V106H100V105H102L101 103H100V101H99V104H98V102H97V99H96V101H94L93 100ZM160 102V103H159ZM172 102H170L169 104H171ZM177 102V101H176ZM179 102V101H178ZM209 102V101H208ZM154 103H156V104H154ZM159 103V104H158ZM168 103L166 104L167 106H169L168 105ZM182 103V102H181ZM202 103V102H201ZM93 104V103H92ZM92 104H90L89 103V106L90 105H92ZM163 104H165V103H163ZM163 104L162 105H160V106H162V108H164L163 107ZM173 104H175V103H173ZM183 104V103H182ZM208 104V103H207ZM104 105H105V103H104ZM126 106H127V104H125ZM125 105H122V106H124V108H125ZM199 105H201L200 103H199ZM202 105H204V103L202 104ZM209 105V104H208ZM47 106L45 107H42V108H47ZM87 107V108H92V106L91 107ZM96 106L94 107V104H93V107L94 108H92V110L94 109V110H98L100 107H98V108H96ZM107 106H104V107H107ZM112 106V105H111ZM114 106V105H113ZM118 106V105H117ZM120 106L121 105H119V109H120ZM167 106H165V108H168ZM171 106V105H170ZM169 106V107H170ZM178 106V105H177ZM176 106V107H177ZM185 106H188L187 104L185 105ZM206 106V105H205ZM34 107V106H33ZM84 107V106H83ZM172 107H173V105H172ZM171 107V108H172ZM179 107V106H178ZM177 107V108H178ZM203 107V106H202ZM66 108H69V110H67ZM102 108H103V106H102ZM102 108L100 109V111L102 110ZM108 108V110H109V107H107ZM115 107H112V109H114ZM118 108H117V110H118ZM122 108V107H121ZM158 109H159V107H157ZM156 108V109H157ZM189 108H190V106H189ZM197 109H198V107H196ZM195 108V109H196ZM200 108V107H199ZM104 109H106V108H103V111H104ZM110 109H111V107H110ZM126 108L125 109H122V110H127ZM170 109V108H169ZM181 109V108H180ZM180 109H178V112H179V110ZM185 108L183 107V109L182 110H184ZM191 109V108H190ZM209 109V108H208ZM208 109H206V110H208ZM48 110V109H47ZM82 110V109H81ZM80 110V111H81ZM137 110V111H136ZM140 110V111H139ZM144 110V109H143ZM159 110H161V108L159 109ZM158 110V111H159ZM163 110V109H162ZM166 111H168V109H165ZM186 110L188 111V107L186 108ZM210 110V109H209ZM49 111V110H48ZM103 111H101V112H103ZM106 111V110H105ZM104 111V112H105ZM113 111V110H112ZM114 111H116V110H114ZM120 111V110H119ZM165 111V112H166ZM175 111V110H174ZM200 111V110H199ZM70 112H71V110H70ZM93 112V111H92ZM101 112H96V115L97 114H99L100 116L102 115H104L103 113L101 114ZM108 112V111H107ZM106 112V113H107ZM109 112H111V110H109ZM109 112H108V116L110 115H112V114H109ZM123 112H125V111H123ZM123 112L121 111L120 113H118V114H121V115H124L123 114ZM152 112H154V111H152ZM170 112V111H169ZM202 112V111H201ZM200 112V113H201ZM205 112V111H204ZM81 113V112H80ZM87 113H88V111H87ZM86 113V114H87ZM149 113L147 114V118H148V115H149ZM180 113V112H179ZM183 113L185 114V111H183ZM183 113H182V115H183ZM190 113V112H189ZM191 113H192V111H191ZM196 113V112H195ZM199 113V114H200ZM211 113V112H210ZM212 113H213V111H212ZM90 114V112L88 113V115ZM116 115L115 114V112H114V115H115V117L112 115V117H108V118H111V121H112V119H114V118H116L117 120H118V118H119V116H121V115ZM151 114H153V113H151ZM181 114V113H180ZM188 114V113H187ZM197 114V113H196ZM195 114V115H196ZM198 114V115H199ZM209 114V113H208ZM264 114V113H263ZM35 115V114H34ZM83 115H84V117H83ZM80 118L79 117H77L79 120L78 121H80L79 122V124H77V126L76 127H73V125H72V127H73V130H74V128L76 129L75 130V132H74V140H73V142H76L75 144H78V143H80V142H82V140L80 141V142H78L77 143V141L76 140H80V139H83V141H84V139L85 140H87V142L88 143H86V144H88V147H90L89 146V144L90 143H94V147L96 146V144L97 145H100V146H102L101 148H102V150H101V148L99 147V146H97L98 147V152H99V150H101V152L100 153H98V152H96L97 150V147L96 148H94L93 146L92 147H90V148H94V149H89L90 151L91 150H95V154L97 153V154H99V156L101 155V157H103V156H106L107 155V157H108V160H110V162L112 163V164H115L116 163V161H118V158L117 157H119L120 155H121V153L120 152H122V154H125V153H127L128 152V149L126 150V148H127V145H126V147H125V142L124 141H126L127 142V140L128 139H124V141L123 140H121L120 139V135H122L123 136V134H125L124 135V137L126 136L127 137V134H128V129H126L127 127H129V126H126V128H125V126H124V122H122L120 119L122 118V116L120 117V121L123 123H120V125L122 124L123 126H124V128H122V125L121 126H119V125H117L119 122H117V124L115 125V123L114 122H116V121H112L113 123H114V125H115V127L116 126H118L119 128L121 127V129H113V131L112 130H110L111 128H115L114 127V125H113V127H110V129L108 128V126H107V124H106V122H108L109 120L107 119V121L105 120V118H104V120L106 121L105 122V124L104 123H102L103 122V120L101 121L100 120V124L102 125V126H104V127H106L107 126V128H108V131H107V128H106V130H104L103 128L101 129V127L99 128V123H98V125H94V127H93V129H92V127H90V125H91V123H90V125H89V128L87 129V130H89V131H86V130H84V127L85 126H83L81 123H83L82 122V117H83V120H84V118H85V113L83 114ZM98 115V116H99ZM106 115V114H105ZM125 115H127V114H125ZM139 115V116H138ZM160 115H162V114H160ZM176 115V114H175ZM190 115L191 114H189V116L188 115H185V117H184V115H183V117H184V119L186 118V116H187V118L189 117L190 118ZM193 115H194V113H193ZM193 115H191V117L193 116ZM214 115H216V114H214ZM46 116V115H45ZM44 116V117H45ZM97 116V117H98ZM116 116H118V118L116 117ZM149 116H151V115H149ZM153 116H155V115H153ZM153 116H151V118L153 119ZM156 116H158V114L156 115ZM166 116V115H165ZM201 116V115H200ZM203 116V115H202ZM32 117V116H31ZM91 117V116H90ZM114 117V118H113ZM125 117V116H124ZM133 117V118H134ZM159 117V116H158ZM157 117V118H158ZM161 117V116H160ZM194 117V116H193ZM197 117V116H196ZM262 117V116H261ZM36 118V117H35ZM41 119H43L42 118V116L40 117ZM73 118V117H72ZM92 118V117H91ZM95 118H96V116H95ZM99 118H101V117H99ZM98 118V119H99ZM126 118H128L127 116H126ZM128 118V119H129ZM133 118L131 117L130 119H132L133 120ZM162 118V117H161ZM168 118H169V116H168ZM171 118V117H170ZM169 118V119H170ZM186 118V119H187ZM188 118V120H190ZM202 119L201 120H203V118H204V122H205V117H201ZM47 119V118H46ZM98 119L96 118V121H98ZM101 119H103V118H101ZM123 119V118H122ZM125 119V118H124ZM152 119H150V121H149V123L151 124V121H152ZM166 119V118H165ZM172 119V118H171ZM196 119H198V120H196ZM210 119V118H209ZM45 120V119H44ZM49 120V119H48ZM47 120V121H48ZM51 120V121H52ZM87 121L89 120L88 118L86 119ZM91 120V119H90ZM89 120V122H91ZM132 120H129L128 122H130V121H132ZM137 120V119H136ZM155 120H157L156 118H155ZM159 120V119H158ZM157 120V121H158ZM193 120H195L196 121V124L200 121L199 120V118H193ZM38 121V120H37ZM72 121V120H71ZM74 121V120H73ZM96 121H94V123H97ZM110 121V122H111ZM125 122L127 121L126 119L124 120ZM164 122H165V120H163ZM194 121V122H195ZM198 121V122H197ZM235 121H237V120H235ZM35 122V121H34ZM39 122H41V121H39ZM54 122V123H55ZM85 122V121H84ZM89 122H85V124L87 123H89ZM110 122H109V124H110ZM135 122V121H134ZM174 122V121H173ZM183 122V121H182ZM207 122V121H206ZM209 122V121H208ZM231 122V121H230ZM33 123V122H32ZM52 122H50V120H49V125L51 124ZM127 123V122H126ZM136 123V122H135ZM139 122H137V124H138ZM152 123H153V121H152ZM158 123H159V121H158ZM170 123V122H169ZM186 123V122H185ZM200 123V125H201V122H199ZM232 123V122H231ZM235 123V122H234ZM40 124V123H39ZM44 124V123H43ZM108 124V125H109ZM130 124V123H129ZM132 124V123H131ZM150 124H149V126H150ZM154 124V123H153ZM156 124V123H155ZM166 124V123H165ZM202 124H203V121H202ZM210 124V126H211V123H209ZM208 123L206 124V126L207 125H209ZM262 124V123H261ZM27 125V124H26ZM29 125V124H28ZM36 125H37V122H36ZM36 125H34V126H36ZM83 127H82V126ZM111 125V124H110ZM109 125V126H110ZM126 125H128V124H126ZM136 125V124H135ZM139 125V124H138ZM170 125H171V123H170ZM172 125H173V123H172ZM184 125V124H183ZM186 125H189V124H186ZM205 124H203V125H201V127L202 126H204ZM47 126V125H46ZM53 126V125H52ZM55 127H56V125H54ZM147 126V125H146ZM153 126V125H152ZM155 126V125H154ZM153 126V127H154ZM164 126V125H163ZM166 126V125H165ZM175 126V125H174ZM198 126H199V124H198ZM210 126H207V127H210ZM234 126V125H233ZM260 126H264V123L262 124V125H260ZM27 127V126H26ZM130 127H131V125H130ZM141 127V126H140ZM145 127V126H144ZM151 127V126H150ZM177 127V126H176ZM240 127V126H239ZM91 128V129H90ZM137 128H139V127H137ZM136 128V130H138ZM143 128V126L140 128L141 130H143L142 129ZM148 128V127H147ZM152 128V127H151ZM169 128V127H168ZM173 128V127H172ZM186 128V127H185ZM189 126L187 127V129L189 130ZM204 128H205V126H204ZM222 128V127H221ZM220 128V129H221ZM234 128V127H233ZM35 129V128H34ZM43 129V128H42ZM60 129V128H59ZM130 129V128H129ZM133 130H134V128H132ZM131 129V130H132ZM140 129H139V131H140ZM159 129V128H158ZM158 129H156V126H155V130H157L158 131ZM162 129V128H161ZM175 129V128H174ZM183 129V128H182ZM187 129H185L186 131H187ZM192 129V128H191ZM190 129V130H191ZM209 129H211V128H209ZM216 129H217V127H216ZM237 129V128H236ZM44 130H46L45 128H44ZM65 130H67V129H65ZM70 130H72V129H70ZM132 130V131H133ZM145 130V129H144ZM168 130V129H167ZM176 130L178 131V130H180V129H177L176 128ZM184 130V131H185ZM193 130H195L196 131V128L195 129H193ZM192 130V131H193ZM198 130V129H197ZM219 130V129H218ZM217 130V131H218ZM221 130H223V129H221ZM36 131V130H35ZM47 131V130H46ZM48 131H50L49 129H48ZM91 131H94V132H91ZM110 131V132H109ZM131 131V132H132ZM135 131V130H134ZM165 131V130H164ZM170 131H173V130H171V126H170V128H169V132ZM181 131L182 130H180V132H178V133H181ZM186 131H185V133H184V135L186 134ZM192 131H190V133L192 132ZM234 131L235 132H237L238 130H235V128H234ZM42 132V131H41ZM45 132V131H44ZM141 132V131H140ZM149 131L147 130V133H148ZM151 132H153V130L151 131ZM150 132V133H151ZM160 132V131H159ZM194 132V131H193ZM200 132V131H199ZM198 132V133H199ZM218 132H220V131H218ZM222 132V131H221ZM37 133V132H36ZM40 133V132H39ZM48 132H46V134H47ZM54 133V132H53ZM70 133H72V132H70ZM94 133L95 134H97V136L96 135H94ZM137 133V132H136ZM135 133V134H136ZM142 133H144V131H142ZM153 133H155V131L153 132ZM158 133V132H157ZM157 133H155V135L157 134ZM162 133V132H161ZM166 133V132H165ZM167 133H168V131H167ZM170 133H172V132H170ZM174 133V138H175V136L178 138L179 136H177V135H180V137H183V136H181V134L183 133H181V134H177V135H175V132H173ZM205 133V132H204ZM215 134H217L216 132H214ZM67 134V133H66ZM112 134V137L110 136ZM131 134H133V133H131ZM163 134V133H162ZM169 134V133H168ZM189 134V133H188ZM191 134H193V133H191ZM190 134V135H191ZM200 134H201V132H200ZM199 134V135H200ZM213 134V133H212ZM41 135V134H40ZM48 135V134H47ZM53 136H54V134H52ZM130 135V134H129ZM137 135V134H136ZM139 135V134H138ZM137 135V136H138ZM145 135V134H144ZM148 135H149V133H148ZM158 135V134H157ZM173 135V134H172ZM194 135H195V133H194ZM194 135H191V136H194ZM204 135H206V136H208L206 133L204 134ZM221 135H222V133H221ZM235 135V134H234ZM236 135H237V133H236ZM235 135V136H236ZM239 135H240V133H239ZM51 136V135H50ZM69 136V135H68ZM67 136V137H68ZM111 137V139L110 140H106L108 137ZM136 136V138L137 139H139L140 138V136L141 135H139V138ZM158 136H162L161 134H159ZM164 136V135H163ZM187 136H189V135H187ZM198 136V135H197ZM205 136V137H206ZM210 136V135H209ZM213 136V135H212ZM55 137V136H54ZM125 137V138H126ZM130 137H132V135L130 136ZM135 137V136H134ZM168 138L167 136H164V137H161V138H163L164 140H161V138L160 137H155L156 139L158 138H160V141H165V139L166 138ZM190 137V136H189ZM201 137V136H200ZM205 137H201V138H205ZM216 137V136H215ZM69 138H70V136H69ZM72 138V137H71ZM70 138V140L72 141V139ZM145 138H148L147 136L145 137ZM153 138H154V135H153ZM152 139V140H155L156 141V139ZM177 138H175L174 139V141L177 139ZM185 138H186V135H185ZM191 138L192 137H190L189 139H188V137H187V139H188V141H191ZM225 138V137H224ZM41 139V138H40ZM48 139H51L52 140V138H48ZM68 139V138H67ZM141 140H142V138H140ZM151 138H149V140H150ZM179 139L180 138H178V140H176V141H179ZM182 139V138H181ZM186 139V140H187ZM200 139V138H199ZM205 139H207V138H205ZM205 139H204V141H205ZM216 139V138H215ZM50 140V141H51ZM54 140V139H53ZM57 140V139H56ZM55 140V141H56ZM64 140V139H63ZM132 142L134 141V140H132V139H130ZM166 140H170V139H166ZM173 140V139H172ZM170 141V142H174V141ZM182 140H184V138L182 139ZM224 140V139H223ZM41 142L40 143H42V140H40ZM69 141V140H68ZM70 141V142H71ZM124 142V144H123V146H122V144H120V142ZM129 141V140H128ZM144 141H145V139L142 141L143 143H144ZM148 140L146 139V141L145 142H147ZM159 141V142H160ZM175 141V142H176ZM194 141V140H193ZM192 141V142H193ZM219 142H220V140H218ZM38 142V141H37ZM44 142V141H43ZM57 142H58V140H57ZM56 142V143H57ZM63 142V141H62ZM107 142H108V144H109V146H108V144H107ZM121 142V143H122ZM131 142V143H132ZM142 142L140 141V143L139 144H142ZM152 142L153 141H151V144H152ZM157 142V141H156ZM155 142V143H156ZM166 142V141H165ZM169 141H167L166 142V144L168 143ZM185 142V141H184ZM188 143L187 141H186V146H185V148L190 144H193V143ZM195 142H197L196 140H195ZM231 142V141H230ZM39 143V142H38ZM59 143V142H58ZM85 143V142H84ZM110 143H112L111 145H110ZM130 143V144H131ZM161 143V142H160ZM159 143V144H160ZM164 143V142H163ZM162 143V144H163ZM180 143V142H179ZM187 143H188V145H187ZM198 143V142H197ZM226 143V142H225ZM43 144V143H42ZM42 144L40 145V146H42ZM61 144V143H60ZM73 144V143H72ZM134 144H135V142H134ZM136 144H137V142H136ZM136 144H135V146H136ZM145 145H146V143H144ZM150 144V143H149ZM150 144V145H151ZM153 144H154V142H153ZM152 144V145H153ZM157 144H158V142H157ZM158 144V145H159ZM175 144H177V142L175 143ZM175 144H174V146H175ZM181 144H183V141H182V143ZM185 144V143H184ZM199 144H201V143H199ZM199 144H197V147H198V145ZM210 144V143H209ZM38 145V146H39ZM44 145V144H43ZM129 145V144H128ZM133 145V144H132ZM147 145H148V143H147ZM151 145V146H152ZM155 145V144H154ZM153 145V146H154ZM155 145V146H157L158 147V149L160 148L159 146L161 145ZM164 145V144H163ZM170 145H171V143H170ZM169 145V146H170ZM172 145H173V143H172ZM189 145V146H190ZM202 145V144H201ZM229 145V144H228ZM79 146H80V144H79ZM83 146V145H82ZM85 146H87V145H85ZM141 146H143V145H138V147L139 148H137L138 149V151H140L139 149H141ZM151 146H149L150 147V149H151ZM169 146L167 145L165 148H169ZM177 147H178V145H176ZM179 146H182V145H180L179 144ZM192 146V145H191ZM191 146H190V148H191ZM194 146L196 147V144L194 143ZM209 146H212V145H209ZM241 146V145H240ZM240 146L238 147L239 148V150H240ZM37 147V146H36ZM87 147V148H88ZM133 147H134V145H133ZM137 147V146H136ZM147 147V146H146ZM156 147V148H157ZM196 147V148H197ZM213 147V146H212ZM237 147V146H236ZM236 147H235V149H236ZM38 148V147H37ZM42 148V147H41ZM63 148V147H62ZM100 148V149H99ZM135 148V147H134ZM167 148V149H168ZM171 148V147H170ZM184 148V147H183ZM182 148V149H183ZM184 148V149H185ZM188 148V147H187ZM192 148H193V146H192ZM203 148H205V147H203ZM226 148V147H225ZM125 149V153L123 152V150ZM130 150L129 151H131V148H129ZM136 149V148H135ZM135 149H132V150H135ZM136 149V150H137ZM145 149V148H144ZM150 149H148V150H150ZM162 149L164 150V148L162 147ZM172 150L173 149H175V148H171ZM202 149V148H201ZM209 149V148H208ZM39 150V149H38ZM38 150H34V153H33V156H32V160H30V159H27V158H23L22 159V161H21V163H22V167H24L23 168V172L24 173H28L29 175H34V173H36L37 171H41V169H42V165H43V162H41V158H40V155H39V151ZM42 150V149H41ZM141 150H143V149H141ZM147 150V149H146ZM161 150V149H160ZM160 150L158 151H156L155 150V148H153L152 149V152L153 151H155L153 154H152V156L154 155V157L153 158H156L157 156H158V158L160 159H163V160H159V159H157V161H156V163H159L158 162V160L160 161V163H161V161L164 163V158L166 159V157H165V155H166V151L165 152H163L162 150H161V152H160ZM166 150V149H165ZM169 150L170 149H168L167 151H168V153H170L172 150H170V152H169ZM176 150H177V148H176ZM175 150V151H176ZM179 150V149H178ZM177 150V151H178ZM186 150V149H185ZM185 150H181V148H180V154H181V151L182 152H184ZM228 150V149H227ZM238 150V151H239ZM89 151V152H90ZM174 151V150H173ZM196 151H197V149H196ZM232 151V150H231ZM92 152V151H91ZM94 152V151H93ZM133 152H135V151H133ZM133 152L130 154V155H133ZM141 152V151H140ZM145 152V151H144ZM179 152H177V154L178 155H180L179 154ZM190 152V151H189ZM194 152V151H193ZM243 152H244V150L243 149H241L240 151H239V156H238V166H237V168H236V174H235V177H233L232 175H230V176H232V177H230V176H228V177H230L231 178V180H229V178H228V183H229V187H230V191H229V189H228V186H227V190L231 193L229 196H230V198H228L229 196L228 195H226L227 196V199H229V202L228 201H226L227 203H229V206H231V207H234V206H236V203H237V197H238V193L240 192V189H241V184H240V180H241V175H242V172H243V170H242V166H241V164H242V160L244 159L243 158ZM129 153V152H128ZM138 153V152H137ZM146 153V152H145ZM147 153H149L148 151H147ZM168 153H167V155H168ZM185 153V152H184ZM197 153V152H196ZM202 153V152H201ZM94 154V155H95ZM136 153H134V155H135ZM139 154V153H138ZM140 154H142V153H140ZM139 154V155H140ZM144 154V153H143ZM150 154V153H149ZM172 154L174 155V153H172L171 152V157H172ZM186 154H187V152H186ZM198 154H200V153H198ZM205 154V153H204ZM93 155V157L95 158V157H98V156H94ZM126 155V154H125ZM129 155V156H130ZM137 155V154H136ZM136 155L134 156V158L136 159ZM139 155H137V156H139ZM147 155V154H146ZM185 155V154H184ZM194 154H192V156H193ZM201 155V154H200ZM91 156H92V154H91ZM124 156V155H123ZM122 155H121V161H123V159H122V157H123ZM145 156V155H144ZM156 156V157H155ZM188 156V155H187ZM187 156H184V159H185V157H187ZM191 156V155H190ZM190 156H188L187 158H189ZM192 156H191V158H192ZM206 156V155H205ZM106 157V158H107ZM145 157H147V156H145ZM148 157L150 158V155H148ZM147 157V158H148ZM174 157V156H173ZM177 157V156H176ZM182 156L180 155V159H182L181 158ZM194 157V156H193ZM202 157H203V155H202ZM246 157V156H245ZM100 158V157H99ZM105 158V159H106ZM114 158H115V160H114ZM133 158V159H134ZM146 158V159H147ZM168 158H169V156H168ZM167 158V159H168ZM179 158V157H178ZM190 158V159H191ZM247 158V157H246ZM119 159H120V157H119ZM125 159V158H124ZM129 159V158H128ZM130 159H132V158H130ZM129 159V160H130ZM152 159V158H151ZM151 159H147V160H151ZM171 158H169L168 160H170ZM180 159L178 160V162L177 163H179V161H180ZM182 160V161H184L185 162V160ZM204 159H205V157H204ZM107 160V161H108ZM115 161V163H113L114 161ZM137 160V159H136ZM135 160V161H136ZM154 160V162H155V159H153ZM172 160V159H171ZM174 160V159H173ZM175 160H177L176 158H175ZM194 159H191V161H193ZM196 160V159H195ZM92 161H94V160H92ZM98 161V160H97ZM105 161V160H104ZM127 161V160H126ZM146 161V160H145ZM144 161V162H145ZM188 161V160H187ZM186 161V162H187ZM190 161V160H189ZM187 162V163H190V162ZM246 161H247V159H246ZM125 162V161H124ZM128 162V161H127ZM138 162V161H137ZM142 162V161H141ZM152 162V161H151ZM167 162H169V164H171V162L170 161H167ZM174 162V161H173ZM173 162H172V167H173ZM181 162V161H180ZM195 162V161H194ZM83 163V162H82ZM91 163V162H90ZM105 163H109V162H105ZM110 163V164H111ZM163 163H162V165L160 166L159 164H157V168H159V167H165V166H163ZM111 164V165H112ZM126 164H128V163H126ZM130 164V163H129ZM128 164V165H129ZM147 164H148V162H147ZM151 164V163H150ZM195 164V163H194ZM193 164V165H194ZM249 164V163H248ZM78 165V164H77ZM128 165H126V167H124V166H122V167H124V168H128L127 166ZM146 165V164H145ZM159 165V166H158ZM164 165H166V162H165V164ZM180 165V164H179ZM187 165V164H186ZM244 165V164H243ZM245 165H246V163H245ZM130 166H131V164H130ZM129 166V167H130ZM166 166H168V165H166ZM175 166V165H174ZM181 166H184L183 164H182V162H181ZM188 166V165H187ZM186 166V167H187ZM201 166V165H200ZM152 167H155V166H153L152 165ZM171 167V168H172ZM176 167V166H175ZM174 167V170L176 169ZM178 167L179 166H177V169H178ZM185 167V166H184ZM188 167H190V166H188ZM202 167V166H201ZM207 167V166H206ZM123 168V169H124ZM137 168V167H136ZM167 168V167H166ZM165 168V169H166ZM182 168V167H181ZM193 168V167H192ZM204 169H205V167H203ZM208 168H210V167H208ZM208 168H206V169H208ZM214 168V167H213ZM153 169V168H152ZM159 169H161V168H159ZM168 169H170V166H169V168ZM167 169V170H168ZM222 169V168H221ZM225 169V168H224ZM224 169L222 170V172L224 171ZM153 170H156V169H153ZM171 170H173V168L171 169ZM189 170V169H188ZM195 168H194V172H195ZM210 170V169H209ZM215 170V169H214ZM123 171H125V170H123ZM135 171V170H134ZM160 171V170H159ZM179 171V170H178ZM178 171H176V173L178 172ZM191 171V170H190ZM190 171H189V173H190ZM193 171V170H192ZM198 171V170H197ZM200 171V170H199ZM201 171L203 172V169L201 168ZM200 171V172H201ZM211 171V170H210ZM122 172V171H121ZM153 172V171H152ZM188 172V171H187ZM186 172V173H187ZM208 172V171H207ZM221 172V173H222ZM225 172V171H224ZM66 173V172H65ZM64 173V174H65ZM129 173V172H128ZM193 173V172H192ZM205 173V172H204ZM217 173H219V172H217ZM232 173V172H231ZM249 173H250V170H249ZM249 173L247 172V174H246V177H247V175H249ZM252 173V172H251ZM49 174V173H48ZM191 174V173H190ZM194 174V173H193ZM201 174V173H200ZM200 174H198L199 176H200ZM40 175H42V174H40ZM40 175H38V176H40ZM189 175V174H188ZM195 175H196V173H195ZM195 175H193V176H195ZM251 175V174H250ZM253 175V174H252ZM252 175L251 176H249V177H252ZM53 176H54V174H53ZM56 176V175H55ZM68 176V175H67ZM67 176H65V177H67ZM85 176V175H84ZM83 176V177H84ZM168 176V175H167ZM166 176V177H167ZM203 176V175H202ZM201 176V177H202ZM210 176V175H209ZM48 177H50L49 175H48ZM59 177L60 178H62V181H63V183H64V180H63V177H62V175L60 176L59 175ZM64 177V179H66ZM189 177V176H188ZM196 177V176H195ZM195 177H192V179H196ZM205 177H208V175L206 176V173H205V175L202 177V179L204 178V181H205ZM55 178V177H54ZM60 178H57V179H59V180H61ZM68 179H69V177H67ZM72 178V177H71ZM190 179L189 180H191V177H189ZM209 178V177H208ZM46 179V178H45ZM44 179V180H45ZM48 179H50V178H48ZM52 179H53V177H52ZM52 179L51 180H47V181H52ZM164 179V178H163ZM162 179V180H163ZM166 179V178H165ZM197 179H201V178H198L197 177ZM196 179V180H197ZM210 179H212L211 177H210ZM55 181H56V179H54ZM53 180V181H54ZM179 180V179H178ZM185 180V179H184ZM188 180V179H187ZM52 181V182H53ZM58 181V180H57ZM161 181V180H160ZM160 181H158V182H160ZM165 181V180H164ZM168 181V180H167ZM171 181V180H170ZM186 181V180H185ZM200 181V180H199ZM198 181V182H199ZM206 181H207V179H206ZM250 181H252V180H250ZM59 182V181H58ZM61 182V181H60ZM59 182V183H60ZM66 182V181H65ZM70 182V181H69ZM81 182H82V179H81ZM157 182V181H156ZM157 182V183H158ZM179 182V181H178ZM187 182V181H186ZM208 182V181H207ZM62 183V184H63ZM161 183V182H160ZM159 183V184H160ZM183 183H184V185H186V187H187V185L188 184H190V182H187L188 184H185V182L183 181ZM182 183V184H183ZM193 183V182H192ZM204 184H205V182H203ZM210 183V182H209ZM208 183V184H209ZM227 183V184H228ZM41 184H43V183H41ZM40 184V185H41ZM54 184V183H53ZM78 184H80L79 182H78ZM166 184V183H165ZM171 184V183H170ZM181 184V185H182ZM195 184V183H194ZM197 184V183H196ZM203 184V185H204ZM249 184V183H248ZM60 185V184H59ZM81 185V184H80ZM160 185H162V183L160 184ZM160 185H158L157 184V186H160ZM172 185V184H171ZM191 185V184H190ZM197 185H199V184H197ZM206 185V184H205ZM214 185L216 186V184L214 183ZM250 185V184H249ZM248 185V186H249ZM57 186V185H56ZM63 186V185H62ZM221 186H223V185H221ZM221 186H220V188H221ZM37 187V186H36ZM58 187H60L61 188V186H58ZM163 187V186H162ZM166 187V186H165ZM185 187V186H184ZM189 187V186H188ZM195 188H197V186H194ZM200 187V186H199ZM202 187V186H201ZM200 187V188H201ZM212 187H214V186H211V188ZM20 188V187H19ZM39 188V187H38ZM41 188H42V185H41ZM57 188V187H56ZM55 188V189H56ZM158 188V187H157ZM160 188H161V186H160ZM192 188V187H191ZM199 188V189H200ZM215 188V187H214ZM250 188V187H249ZM34 189H35V187H34ZM37 189V188H36ZM35 189V190H36ZM162 189V188H161ZM174 189V188H173ZM187 189V188H186ZM189 189V188H188ZM203 189V188H202ZM216 189V188H215ZM222 189V188H221ZM221 189H219L220 191H221ZM252 189V188H251ZM21 190V189H20ZM162 190H164V189H162ZM162 190H160L161 192H163ZM195 190V189H194ZM210 190V189H209ZM245 190H247V189H245ZM249 190V189H248ZM19 191V190H18ZM148 191H150L149 189H148ZM148 191H146L145 192V199H143L145 202H146V204L149 202V199H150V197L149 196H151V195H149L151 192H148ZM174 191V190H173ZM181 191V190H180ZM202 191V190H201ZM204 191V190H203ZM206 191H207V189H206ZM218 191V190H217ZM191 192H192V190H191ZM190 192V193H191ZM207 192H209V191H207ZM247 192V191H246ZM250 192V191H249ZM94 193V194H93ZM96 192H92L91 193V195L93 196V199H95V201H96V204H99V209H98V207H97V209H96V207H95V209H96V211L95 212H93L92 211V213H89V214H85L84 215V217L82 218H80L81 219V222H80V224H78V222H77V224L78 225H74L73 227H71L70 229H69V232H66V230H68V229H66L65 227L63 228V229H61L62 227H60V228H58V229H55L54 228V226L55 225H53L54 223H52L53 221H51V219H52V217H51V219L48 217V213H46V212H48L47 210L46 211H43L45 214H44V216H43V212H39V214H37L36 212H35V210H34V208L33 207H30L29 205L30 204H27V205H25L26 207L28 206L30 209H32V217L30 218L31 219V221H32V223H29V220H26V223H25V221L24 222H22V223H20L21 224V227H20V229H19V231L23 234H25L26 233V236L28 237L29 235L28 234H31L33 231H32V228H33V226L32 225H34V229H35V242H34V244L36 245V252H35V254L33 253H31V254H26L27 256H25V257H22V258H19V259H17V258H6V257H4V255L3 254H0V264H46V260H48V258H47V256L48 257H50L48 254H45V253H47V252H49L50 254L52 253V255L53 256H51V257H53V258H55V259H63V260H67V259H69V260H75V262H76V260L77 259H79V256H81L83 259H85V257H88V259H89V257H91V258H94V259H96V257H98L99 256V258L98 259H100V256H101V260H104L103 258H106V259H108L107 261H109V262H111L112 264L114 263L115 264V261H117V260H115L114 259V261H113V258H112V253H111V248H110V246L112 245V244H110L109 243V240H110V238H112L113 237V235H114V229H113V226H114V223H115V218H114V215L116 216V209H115V207H113V205H112V203H111V200L109 201V199H111V198H106V200L105 199H100V197H102L104 194H102V196L101 195H99L100 193H98V194H95ZM183 193V192H182ZM196 193V192H195ZM203 193V192H202ZM201 193V194H202ZM219 193H221V192H219ZM33 194V193H32ZM152 194V193H151ZM161 194V193H160ZM165 194V192H163L162 193V195H164ZM184 194H186V193H184ZM192 194H194V193H192ZM197 194V193H196ZM205 195H206V193H204ZM30 195V194H29ZM28 195V193L26 192V191H24V192H21V193H19V197H18V199H19V201H20V203L21 204H26V201L25 200H27L28 198H27V196H29ZM173 195V194H172ZM191 195V194H190ZM207 195H209V194H207ZM214 194L212 193V196H213ZM221 195V194H220ZM219 195V196H220ZM2 196V195H1ZM106 196H108V195H106ZM105 196V197H106ZM168 196V195H167ZM179 196V195H178ZM185 196V195H184ZM195 196V195H194ZM197 196H198V194H197ZM209 196H211V195H209ZM211 196V197H212ZM215 196V195H214ZM223 196V194L221 195V197ZM173 197H174V195H173ZM202 197V196H201ZM208 197V196H207ZM27 198V199H26ZM102 198H104V197H102ZM185 199H186V197H184ZM214 197H212L211 199H213ZM218 198V199H217ZM219 198L220 197H216V201L217 200H219ZM162 199H163V197H162ZM203 199V198H202ZM210 199V198H209ZM222 199H224V198H222ZM254 199V198H253ZM215 200H213V201H215ZM178 201H180L179 199H178ZM186 201H187V199H186ZM211 200H209V201H207L206 200V202H205V206H207L208 208H204L205 209V212L203 213V211H202V213L200 214V215H202V214H204L203 216H201V218H203V219H199V220H201L199 223L198 222H196L197 220H198V218H200V217H197V220L195 221L196 222V224L198 223L199 225H200V223L202 224L203 222H206V223H204L206 226H208L206 229H205V231H204V233H199V235H201L202 234V237H203V239H202V242L200 243V245H198V243H197V248H198V250H197V254H198V256L200 257V259H201V264H214V262H213V260L211 259V258H209L208 257V251L210 250L209 249V244H210V242L212 241V239H213V237L215 236V233L220 229V228H222V226L224 225V223H225V218H226V216H227V210L225 209V208H222L220 211H219V213H218V218L216 217H213V218H215V220L218 222V223H216V222H214V221H212L214 224L216 223V225L215 226H213V224H212V222L211 223H209L208 221H211L210 220V218H211V215H210V213H209V215H210V217L208 216V212H207V210H211V209H209V208H213V204H211L212 202H210ZM222 201V200H221ZM253 201V200H252ZM251 201V203H255V202H252ZM18 202V201H17ZM119 202H121L122 203V201H120L119 200ZM143 202V201H142ZM168 202V201H167ZM172 202V201H171ZM190 202H193V201H190ZM197 201H195V203H196ZM226 202H224V203H226ZM247 202V201H246ZM136 203V202H135ZM181 203V202H180ZM215 203H218V201L217 202H215ZM222 203V202H221ZM220 203V204H221ZM227 203H226V205H227ZM243 204H240L241 206L243 205H245L244 204V202H242ZM250 202H247V205L246 206H248V204H249ZM102 206H101V205ZM145 204V203H144ZM150 204V203H149ZM148 204V205H149ZM168 204V203H167ZM170 204V203H169ZM182 204V203H181ZM216 205V206H218V207H220L221 205ZM166 205V204H165ZM182 205H184V204H182ZM194 205H196V204H194ZM201 205V204H200ZM225 205V206H226ZM239 205V206H240ZM250 205V204H249ZM254 205V204H253ZM147 206V205H146ZM204 206V207H205ZM216 206H214V207H216ZM228 206V205H227ZM226 206V207H227ZM242 206V207H243ZM255 206V205H254ZM102 207V208H101ZM103 207H105V208H103ZM221 207H224V206H221ZM245 207V206H244ZM249 207V206H248ZM250 207H253V206H251L250 205ZM11 208V207H10ZM21 208V207H20ZM51 208V207H50ZM13 209V208H12ZM16 209H17V207H16ZM69 209V208H68ZM72 209V208H71ZM214 209V208H213ZM216 209V208H215ZM214 209V210H215ZM8 210H9V208H8ZM44 210V209H43ZM66 210V209H65ZM70 210V209H69ZM68 210V211H69ZM218 208L215 210V211H217L218 212ZM11 211V210H10ZM18 211H19V209H18ZM42 211V210H41ZM62 210H60L59 209V212H61ZM11 212H14L13 214H15V211H11ZM17 212V211H16ZM25 212V211H24ZM59 212H56V213H54L53 214V212H52V215L54 216H57L56 214L57 213H59ZM63 212V211H62ZM200 212V211H199ZM212 212V211H211ZM19 213V212H18ZM212 213H214V211L212 212ZM216 213V212H215ZM60 214V213H59ZM58 214V218H60V217H62L63 216V213H61V216ZM65 214V213H64ZM68 214V213H67ZM83 215V214H82ZM216 215H217V213H216ZM216 215H214V216H216ZM45 216H47L46 218H45ZM49 216H50V214H49ZM60 216V217H59ZM56 218V217H55ZM54 218V220L55 221H57L58 220V218H57V220ZM190 218H192V217H190ZM189 217H188V219H190ZM28 219V218H27ZM101 219H103V220H101ZM188 219L186 218L185 220H175L176 222H177V224H180L181 225V227H183L182 228V236H184L185 235V231L186 232H188L189 231V233H190V231L193 233V234H195L196 233V230H198V228L196 229V227L198 226V224L196 225H189L188 223H190L189 221H188ZM36 220V221H35ZM78 220V219H77ZM198 220V221H199ZM232 221H231V224H228L229 226H230V228H235V229H237V230H239V233H240V235H241V232H244V233H250L251 231H253V230H251L250 232H249V228H248V226L245 224V222L244 223H242V224H240V225H237L236 223V225L234 224V218H232L231 219ZM80 221V220H79ZM145 220H142V219H137V221L135 222V226H136V228H138V229H145V228H148V229H145V230H148L147 232L145 231V235L143 236V238L141 239V241H139V243H140V245L142 244V245H147V247L148 246H150V245H153V244H156L157 245V247L159 246V247H161V246H163L166 250V252H168V251H170L171 249H170V242H169V239L167 240V239H165V236H163V235H165L164 233H163V231H160V228H158V225L156 226V225H152L150 228H149V226H147L145 223H143ZM18 222V221H17ZM17 222H15L14 223V225H16V223ZM19 223V222H18ZM104 223H106L107 224V228H105V226H104ZM171 223V222H170ZM175 223V222H174ZM143 224H145V226H144V228L142 227V225ZM12 225V224H11ZM14 225H13V227L12 226H10L11 228H15L14 227ZM18 225V224H17ZM170 225H172V224H170ZM174 225V224H173ZM201 226V225H200ZM56 227V226H55ZM170 227V226H169ZM169 227H167V228H169ZM174 227V226H173ZM199 227V226H198ZM204 227V226H203ZM264 227V226H263ZM2 228V227H1ZM19 228V227H18ZM172 228V227H171ZM188 228H189V230H188ZM199 228H202V226L201 227H199ZM30 229H31V231H30ZM33 229V230H34ZM164 229V228H163ZM166 229V228H165ZM204 229V228H203ZM167 230V229H166ZM144 231V230H143ZM200 231V230H199ZM215 231V232H214ZM258 231V230H257ZM262 231H263V228H262ZM10 232H11V230H10ZM13 232V231H12ZM164 232H166V231H164ZM254 232V231H253ZM253 232H252V236H253ZM256 232V231H255ZM144 233V232H143ZM198 233V232H197ZM14 234V233H13ZM168 234V233H167ZM184 234V235H183ZM247 234V235H248ZM256 234V233H255ZM258 234V233H257ZM3 235H5V234H3ZM179 235V234H178ZM187 235H189V234H187ZM250 235H251V233H250ZM25 236V235H24ZM105 236V237H104ZM115 236V235H114ZM252 236H250V237H252ZM2 237V236H1ZM0 237V238H1ZM179 237H180V235H179ZM179 237H177V238H179ZM216 237V236H215ZM223 237V236H222ZM254 238H252V239H250V240H252V243H253V245H251V246H249L250 247V251L249 252H251V254H250V256H249V258H247L246 260H238L237 258L235 259V260H232L233 262H236V263H238V264H262V262H264V238H263V236H261V234L259 235H254L253 236ZM4 238V237H3ZM20 238V237H19ZM98 238H101V239H99L97 242V244H94L93 242H94V240H96V239H98ZM168 238H169V236H168ZM221 234H220V236H217V238L215 239V242L216 243H219L220 242V244L222 243L221 242ZM12 239V238H11ZM18 239V238H17ZM182 240H184V238L182 237L181 238ZM186 239V238H185ZM246 239V238H245ZM31 240V239H30ZM181 240V241H182ZM247 240V239H246ZM246 240H245V242H246ZM2 241V240H1ZM2 242H4V240L2 241ZM230 242V241H229ZM101 244H105V246L107 247V254H105V255H107V257H105V255H104V250L102 251L101 249ZM241 244V243H240ZM242 244H243V242H242ZM12 245V244H11ZM141 245V247H143ZM224 245V244H223ZM247 245V244H246ZM245 245V246H246ZM248 245H250L249 243H248ZM247 245V246H248ZM255 245V246H254ZM9 246V245H8ZM221 246V245H220ZM234 247H236L235 245H233ZM242 246V245H241ZM244 246V245H243ZM242 246V247H243ZM10 247V246H9ZM146 247V248H147ZM223 247V246H222ZM239 247V246H238ZM241 247V248H242ZM219 248V247H218ZM231 248H233V247H231ZM143 249L145 250V248L143 247ZM217 249V248H216ZM234 249V248H233ZM236 249H237V247H236ZM7 250V249H6ZM231 250V249H230ZM229 250V251H230ZM238 250V249H237ZM4 251V250H3ZM228 250H226V252H227ZM228 251V252H229ZM234 251V250H233ZM232 251V252H233ZM38 252H40V254L38 255ZM103 252V253H102ZM173 252V251H172ZM215 253H218V252H216V251H214ZM222 252H223V250H222ZM214 253V254H215ZM224 253V252H223ZM222 253V254H223ZM236 253V252H235ZM23 254H25V253H23ZM47 255V256H45V255ZM168 254H169V252H168ZM170 254H172L171 253V251H170ZM213 254V253H212ZM231 254V253H230ZM215 255H217V254H215ZM228 255V254H227ZM233 255V254H232ZM236 255V254H235ZM249 255V254H248ZM23 256V255H22ZM214 256V255H213ZM219 257H220V255H218ZM246 257H247V255H245ZM235 257V256H234ZM50 259V258H49ZM55 259H53L54 261H56ZM187 259V258H186ZM223 258H221L220 260L221 261H224V259L222 260ZM227 259V258H226ZM229 259V258H228ZM51 260H52V258H51ZM52 260V261H53ZM60 260V261H61ZM62 260V261H63ZM215 260H216V258H215ZM214 260V261H215ZM218 260H219V258H218ZM217 260V262H219ZM73 261H72V263H73ZM88 261V260H87ZM86 261V262H87ZM186 261H188V260H186ZM221 261H220V263L219 264H221ZM49 262V261H48ZM57 262V261H56ZM68 262V261H67ZM81 262V261H80ZM90 262V261H89ZM191 261H189V263H190ZM216 262V263H217ZM225 262V261H224ZM222 263V264H226V263H228L227 262V260H226V263ZM231 262V261H230ZM49 263H51V262H49ZM49 263H47V264H49ZM72 263H70V264H72ZM95 263V262H94ZM168 263H171V262H168ZM232 263V262H231ZM54 264H55V262H54ZM89 264V263H88ZM198 264H200V263H198ZM228 264H230V263H228ZM235 264V263H234Z\"/></svg>",
  "mask_w": 264,
  "mask_h": 264
},
{
  "label": "crops",
  "instance_id": "3",
  "mask_svg": "<svg viewBox=\"0 0 264 264\" xmlns=\"http://www.w3.org/2000/svg\"><path fill=\"white\" fill-rule=\"evenodd\" d=\"M194 1L196 3L199 2L198 0L197 1L196 0H184L183 2L185 4L186 3L190 4V2L192 3ZM230 1L229 0H227V1L225 0V2L227 4H229V5L233 3L232 1H231L232 3ZM239 1H240V3L238 2V0H237V2H235V0H234V5L241 6L243 8L246 7V9L250 5L252 6V8L251 7L248 8V10L250 9L249 10L250 12H247V15L245 14V16H249L250 13L252 12V14H254L256 16V18H257L256 20H258V19L260 20V18L257 17V15H256V10H257L256 8H258L256 6L258 4H259L258 6H260V3H258V1L262 2V0H256L255 4H254L255 0H253L252 3L249 0H245V2H244V0L243 1L239 0ZM243 4H244V6H243ZM253 5H254V7H253ZM205 13H207V11H204V14ZM248 13H249V15H248ZM226 17H228V16H226ZM245 18L249 19L248 17H243L242 19H244V20L241 19V22L245 21V22H242L243 23V27L242 28L238 27L237 28L238 32H236V33L234 32L233 33V31H232V33H231L233 35V37H235V36L238 37V38L240 37V39H239L241 41L240 42L241 43L240 46L238 47V46H235L233 44V45H231L233 48L231 46H230L231 48H229L230 51L228 49L226 50L229 53V55L233 54L234 51H235L236 57H235L234 54H233L234 56L231 55V57H234L235 59L237 57L239 58V59L237 58L238 61L236 60L238 62L237 63L238 66H242L245 63L248 66V64L251 61H253V62L250 63V64H253L255 60H252V59L255 58L256 61H257V56L259 54H261L262 51H263L262 55L264 54V47H263L264 46V43H263L264 42V27L259 29L258 25L260 26V24H258V25L256 24V27H254V28H258L259 32L257 31V29H255L256 32H253L255 30H251V28H247L249 25H248V23H246V21H248V20L247 19L245 20ZM250 20L251 19H249V21ZM244 23H246V28L248 30L245 29V24ZM241 29H242V31H241ZM239 30H240V33H239ZM248 32H251V33H248ZM257 32L259 33L260 37L263 38V40H262L263 42L262 41L260 42L261 44L263 43V45H259L260 43L258 44L257 42H255L256 38L255 39L253 38L255 35H257V37H259ZM254 33H257V34H254ZM184 36H186V35H184ZM247 37H251V38L249 39ZM259 39H258V41H259ZM236 40H237V38H236ZM255 43H257V44H255ZM188 46H190V43H189ZM249 46H252V49L254 47L255 48L253 50L251 49V51H249V48H248ZM259 47L261 48L262 51L260 50ZM255 50H257V51L254 53L253 51H255ZM259 51H261V52L257 53ZM245 52H247L246 55H245ZM255 54L256 55L258 54V55L256 56ZM241 55H244L245 57H243V56L241 57ZM252 55H255V56L252 58ZM249 57L252 58V59H250ZM258 58H261V59L263 58L264 59V55H263V57H258ZM245 59H247V60L249 59L250 61L248 60L249 61L248 62ZM258 60H260V59H258ZM256 61H255V64L257 65V62H259L260 64H263L264 60L262 62H260L261 60L257 61V62ZM247 62H248V64H247ZM252 66H254V65H252ZM236 154H237V156H239L238 150H236ZM252 157H255V162L258 163V166L256 167V169L254 168V174L264 171V168H263V165H264V146L263 145H258L256 147L255 152L252 154ZM19 177H20L19 172H10L9 173V172H5V171L0 170V237L2 236L0 238V254H3L4 257H6V258H17V259H19V258L25 257V256H27L28 254H31V253L35 254V252H36V245L34 244V242H35L34 225H32L33 226V228H32L33 232L31 234H28L29 235L28 237L26 236V233L22 234L19 231V229L21 227L20 223H22L24 221L26 223V220H29V223H32L30 218L32 217V212H33L32 209H30L28 206L26 207L24 204L20 203V201L18 199L19 194L17 196H15V194H14L15 190H16L15 187H14V184H15L14 181L18 180ZM259 179H261V178H259ZM9 181H13V182L11 183ZM256 185H257V180L254 182V185H253L254 188H256ZM257 193L258 194L254 195V199L259 200L261 202H264V195H262V193H264V191L262 192L261 189L259 188ZM35 203H36V198L29 196L28 199H27V204H30L29 206L33 207L35 212L37 213V207H34ZM16 207H17V209H16ZM8 208H9V210H8ZM142 208H141V212H144ZM18 209H19V211H18ZM59 209L62 210L63 212L62 211L59 212ZM10 210L11 211H15V214H13L14 212H11ZM91 210H93V207H91V206H89V207L78 206V207H51V209L47 210V211H51V212H53V214L56 213V212H59L60 214L57 213L56 214L57 216H55V215L53 216L52 213H51V217H52L51 221H53L52 222V223H54L53 225L56 226V227L54 226V228L58 229V228L62 227L61 229H63L65 227L66 229H68V230H66V232H69V229L71 227H73L74 225L80 224V222H81L80 218L81 217L83 218L84 215L87 212L91 211ZM237 212H240L243 215V217L246 218V220L250 221L249 222L250 227L254 231V232L252 231L253 232V236L261 234V236H263V238H264V227H263L264 226V207H231V209L229 210V214L230 215L231 214L235 215ZM61 213H63L62 217H60ZM58 214L60 215L59 216L60 218H58ZM54 218L56 220L58 218V220L55 221ZM140 219L145 220L143 223L147 222V224L146 223L145 224L147 226L149 225L147 214H144V215L142 214ZM15 222H17L16 225H14ZM77 222H78V224H77ZM145 224L142 225L143 228H144ZM228 224H229V222H226L222 226V228H220L215 233L216 237L214 236L212 241L209 244V249L210 250L208 251V257L213 260L214 264H219L220 261H221L220 260L221 258H223L224 261H225V262L221 261V264L223 262L226 263V260H227V262L229 261L228 263H230V264H234V263L238 264L236 262H233L232 260H235L236 258L238 260H240L242 258H246L247 259V258H249L250 254H251V252H249L250 251L249 250L250 249L249 246L253 245V243L251 242L252 240H250L251 239L250 235L249 234L248 235L247 234L242 235V233L240 235L239 230H237L235 228H230ZM13 225L15 227L14 229L10 227V226L13 227ZM207 227L208 226H205V228H207ZM262 228H263V231H262ZM145 229H148V228H145ZM145 229H143L144 231L142 229L140 230V229L136 228V226H134V225L130 226V229H128V227H126L125 235H124L123 239L118 238L117 235L114 234L115 236L113 235V237L110 238V240H109V243L112 244V252H113L114 257L115 258L118 257L117 253H120L119 257H122L121 251L124 250L123 251L124 252L123 255L125 256V261H127V264H156V263H158L160 261L161 262H165L163 264H169L168 262H170V260H168L167 258H166L165 261H162V259L160 257V254H159V251H158V248L156 247V245H153V246L156 247L157 250L154 253H152L151 256H150L149 255V247H147V245H142L141 244L145 248V250H144L143 247H141L140 243H138L139 241H141L143 236L146 234L145 231L146 232L148 231V230H145ZM10 230H11V232H10ZM132 230H135V232H131ZM30 231H31V229H30ZM115 232H118V230H116ZM3 234H5V235H3ZM220 234H221V238L220 239H221V242H222L221 244H220V242L219 243L215 242V239L217 238V236H220ZM1 240L2 241L4 240V242H2ZM191 240H194V237L188 236L187 241L183 242L184 244L188 245L189 253H187V255H184V254L183 255H179V257L176 256L174 259H172V261H174L176 264H198V263L201 264V259L198 256L197 251L194 250V246L192 244L193 242H191ZM245 240H246V242H245ZM119 241H120V243H119ZM123 242H124V244H122ZM242 242H243V244H242ZM248 243L250 245H248ZM118 245H120V246L118 247ZM233 245H235L238 250ZM241 245L242 246L244 245V246L242 247ZM231 247H233L234 249L231 248ZM222 250H223L224 253L222 252ZM226 250H228V251L230 250V251L226 252ZM214 251H216V252L219 251V252L215 253ZM23 253H25V254H23ZM214 253L217 254V255H215ZM218 255H220V257ZM245 255H247V257ZM215 258H216V260H215ZM218 258H219V260H218ZM186 260H188V261H186ZM217 260L219 262H217ZM189 261H191V262L189 263ZM228 263H226V264H228ZM262 264H264V262H262Z\"/></svg>",
  "mask_w": 264,
  "mask_h": 264
}]
</instances>
